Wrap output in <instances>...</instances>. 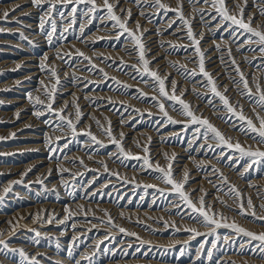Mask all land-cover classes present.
Listing matches in <instances>:
<instances>
[{
  "label": "rangeland",
  "instance_id": "1",
  "mask_svg": "<svg viewBox=\"0 0 264 264\" xmlns=\"http://www.w3.org/2000/svg\"><path fill=\"white\" fill-rule=\"evenodd\" d=\"M26 1H27V3L25 2V0H0V64H1L0 65V113H1L0 114L1 115L0 120L2 119L1 120L2 122L0 121V170H1L0 171V196L3 197V199L0 200V219H1L0 220V239L2 237V240L4 241V243L8 245V247L5 248L4 244H0V251H1L0 252V264L1 263L6 264V262H7V264H71V263L72 264H75V263H77V264H81V263L82 264H102L104 262H105L104 264H108V263H110L109 261L113 262L110 264H114L115 261H116V263L118 262V264H119V262L124 264L127 261H132L133 259L138 260L140 257H141V260L139 259L140 263H137V264H142L144 262H146V264H157V263L159 264L160 262H161L160 264H166V263L167 264H169V263L170 264H178V263L179 264H214V263L215 264H264V260L260 259V256L264 255V253H261L260 250L258 248H256L257 242L253 241L251 243H248V241H247V240H249L248 237L237 234L230 228H223L222 227V228L215 229L214 227H204L200 223H197L195 220H193L191 217H193L197 214L192 213L191 209H188L187 205H185L183 202H180V200L178 199L177 195L174 192H169L170 190L167 191V189H170L171 186L165 185L160 180L156 179L155 177L158 176L159 173H157L153 170L157 164L160 167L167 169L169 163H171L172 171H173V174H174L177 181L183 180V177H184L183 175L186 171L189 174V179H188V182L185 184V191H187V193L190 194V197L194 203L198 202V200L201 198V196H203L204 200L207 201V202H205V204L207 206H210L212 208V210L215 211L217 214L222 213L223 216L226 217V221H224V222L229 223V224L235 222L237 225L245 228L246 230L259 233V232L264 231V227H261V225L264 224V221L254 220L250 215H248V216L239 215L238 214L239 213L238 202H237L236 198L231 193H228L227 188H229L230 184L232 186L234 185L235 187L237 186L238 188L237 187L236 188L241 193V197L245 203V206L247 204V199L251 198L253 201V204L256 206L257 214L258 215L264 214L261 212V209H260V205L264 204V196H263L264 190H262V188L264 189V186H263L264 183L262 184V187H256V191H255V188L250 187L252 180H257V179L261 180L262 179L261 181H263V178H264V175H263L264 174V162L253 164L251 166V168H247V165H249L251 163L249 158H247V157L241 158L239 152L235 151L234 149H229L228 147H226L224 145H220L217 141H214L212 139L205 141V139L203 137L204 129L202 127H200L199 125L191 124L188 118H186L185 116L180 114V112L178 111L181 108L179 103H177L175 101L167 100L164 98H160L165 105V110L168 112V115L171 116L172 119L178 121V123H176V124H171V123L167 122V118L164 117L163 114L159 111V108L156 105V101H153L151 99L153 96H157V97L159 96L157 83L155 81H153L147 75L143 74L142 65L139 62V56L137 55L138 54L137 50H136L134 44H132L133 47H131V43H133L131 41V38L128 37L127 33L120 35L121 30L112 26L113 21H111L107 18V10L102 7L103 0H97V4L100 6V8L95 13H88L87 8L84 4H80L79 6H77V12L75 13V23L74 24L71 23L73 16L70 13V8L73 5L70 3L68 8H63L62 6L57 5L56 11L52 14V18L55 19L56 24H57V30L52 36L51 44L49 43L48 38H47V34H46L48 31L51 30L50 23H46L45 24V31L41 32L40 21H39L41 19V17L43 16V14H41V13H44L47 10V3H45L43 5V8L38 9L36 6L33 5L32 0H26ZM134 1L135 0H123V1L122 0H109V2L111 4H113L115 2L113 4L115 14L117 16H120L123 20L126 19L128 28L131 31L135 32L137 36H140L142 33L141 31L146 29L145 31H143V33L141 35L143 37L142 43L144 44L145 49L148 50V51L146 50L147 52H145L146 59H149V61H150L149 66L153 65L154 67H156V68H154V67L152 68V66H151L150 68L152 71L154 69V71L159 72V74L161 73L160 74L161 77H167L165 84H166V89L169 91V93L171 94V87H172L171 82L175 81V83H177V87H178L177 88L178 90H176V94L178 96H181V98L186 103H189L191 105L193 112L198 117L202 116L204 118H207L226 137L231 138V142L233 144H235L238 141L245 148H248L249 146H251L253 149H256L259 147V148H261V150H264V147H262L261 145L255 143L252 139H250L249 135L247 133H242V132L238 131V128H239L241 122L236 117L231 116V114L227 113L223 109V105L219 101L218 97H213V95H211L212 93H210L211 92L210 87L206 86L207 82H206L205 78L198 71L199 70V67H198L199 57L194 55L195 46L192 44V41L189 40L188 36L186 35L187 31H188L187 30L188 27H186L184 25V23L179 18L178 14L174 11H168L167 13H165L164 10L162 11V9H159L158 7L155 8V6H153L155 3V0L154 1H152V0H149V1L148 0H136L135 2ZM181 1H182L181 3L183 4V8H182L183 16H186L184 18L186 20H188V22H191L189 25L192 28L194 36H196L195 38L201 40L199 47L202 50V52L204 53V56L206 58L205 61L207 60L206 62H208V63L205 62V70L207 69L206 71H209V73L210 72L212 73L213 79L215 78L214 80L217 82L218 90L221 93L225 94L234 106L237 104L242 106L245 115H247V116L251 117L253 120H255V115H254L253 110H252L251 102L249 101V99L246 96H241L239 94L241 91H243V85H241L240 88L238 89L232 82L233 80H239V76L237 75L236 71L234 70L236 65H233L231 61L233 59L235 60V62H236L235 64H237V66H239L241 72L244 74V76L246 77V79L249 82V87L252 89L253 93H255L257 82L260 83L262 87H264V55H262L260 53L259 47L256 44L248 43V40L250 38V34L244 32V30H242V29H239L238 26L231 25L230 22H223L221 20V18L218 16L216 11L211 7L212 0H208V3H205V4H204V0H199V2H197V0H181ZM186 1H188V2H186ZM185 2H186V4H185ZM137 3H138V5H136ZM162 3L170 6L172 9H175V8H177L178 0H162ZM247 3L245 4V0H225V6L227 7V9L229 10V13L231 15H235L239 18L240 9L237 7V5H240L244 9L243 16H244L245 21L247 22L248 18L251 17L252 18L251 27H253L254 29H257V30H264V25H263L264 24V16H262L260 14V11H258L260 8H264V5H263L264 2H262V0H247ZM255 3H256V6H255ZM192 4H193V6H192L193 8L190 7ZM120 5H121V7H119ZM132 5H135V6L131 7ZM198 5L199 6L201 5V7H198ZM206 6H208V8ZM209 7L211 8V10L209 9ZM29 9H30V11H29ZM124 9H126V10H124ZM128 9L132 12L130 19L127 16V10ZM134 9H136V10H134ZM153 9L157 10V13H155L156 11ZM189 9H190V11H189ZM208 9L210 10L209 12H208ZM251 9H253V10L251 11ZM24 11H26V12H24ZM149 11H152V12L149 13ZM199 11H200V13H199ZM5 12L8 13L7 18H5L3 15ZM61 12H63V14H64L63 18H61L60 14H59ZM137 12H139V13H137ZM248 12H250V13H248ZM253 12L256 14H254ZM204 13H206V14H204ZM258 13H259V15H258ZM66 16H67V18H66ZM140 16H142V17H140ZM168 16L171 18L168 19L167 18ZM90 17H91V20L89 19ZM153 17H155L156 20ZM173 17H175V18L173 19ZM190 17H191V19H190ZM37 18H38V20H37ZM135 18H136V20H135ZM144 18H145V20H144ZM209 18L211 20L207 21ZM60 19H62V20L60 21ZM205 19H207V20H205ZM204 21H205V23H204ZM28 23H29V25H28ZM137 23L140 26L139 31L136 30ZM161 24H164V26L166 24L167 26L164 27ZM157 25H158V27H157ZM178 26H179V29L181 28L180 31H177ZM36 27H38V28H36ZM216 27H217V29H216ZM64 29H67V31H65ZM157 29H158V31H157ZM173 29H174V31H173ZM194 29L196 30L197 33L195 32ZM152 30H154V31H152ZM86 31H87V33H85ZM91 32L92 33L95 32V33L92 34ZM96 32L97 33L99 32L101 34H99V33L97 34ZM198 33H199V36L201 35V37L197 36ZM33 34L35 35L34 37H32ZM87 34L88 35L91 34V35H89L91 38H89L87 36ZM112 34L115 36H112ZM154 35L155 36L157 35L160 37L157 38V36L155 37ZM164 35H166V36L164 37ZM61 36H63L65 39L63 38L61 40L60 39ZM84 36H87V37L84 38ZM97 36L99 37L98 40H97V38H98ZM146 36H149L150 38L149 37L147 38ZM161 36H163L164 39H162L163 37L161 38ZM174 37H176V38H174ZM237 37H238V39H237ZM93 38H95V39H93ZM211 38H212V41H209V39L211 40ZM215 38L217 41L213 40ZM43 39H44V41H42ZM75 39H76V43L74 42ZM86 39H88L90 41H88ZM157 39H158V41H157ZM174 39H175V42H177V43H173ZM252 39H255V38L252 37ZM161 40H162V43L160 42ZM163 40L165 42H163ZM69 41L72 44H75L77 46H75V45L73 46ZM232 41H233V43H232ZM90 42L93 43L92 47H91ZM209 42H211L212 44ZM214 42H216V43H214ZM67 43L69 44L68 46H67ZM80 43L82 46H80ZM156 43H159V44H156ZM180 43H181V45L185 44V47H184V45L181 46ZM168 44H170V45L168 46ZM171 44H172V47H171ZM173 44H177V45H173ZM189 44L191 46H189ZM205 44H206V46H205ZM208 44H209V46H208ZM151 45H152V47H151ZM153 45H154V47H153ZM217 46L219 47V51H217ZM56 47L57 48L60 47V48L57 49ZM81 47H82V49H81ZM148 47H150V48H148ZM54 48H56L58 51H56ZM61 48L66 49V52L64 50H62ZM154 48H155V50H154ZM97 49H98V51H96ZM116 49H119V50H116ZM229 49L231 50V55H232L231 57H229V54H228ZM253 49H255V51H253ZM61 50L63 51L64 54L62 53ZM77 50H79V52H84V55L86 54L87 57H89V58L91 57L90 58L91 63L94 62L93 64L96 66L93 68L92 64L89 63L88 60H85L83 56H80L76 53ZM105 50L107 51V53ZM150 50H152V51H150ZM47 51L49 54L47 53ZM115 51L118 52V54ZM128 51H130V52H128ZM131 51H133V53H131ZM158 51H159V53H158ZM212 51H214V54L212 53ZM43 52H45V53H43ZM68 52H70V53H68ZM71 52H73V53H71ZM154 52H156V53H154ZM187 52L189 53L188 55H191V56H188ZM210 52L212 53L211 55L209 54ZM219 52H221V54ZM58 53H59L60 57H62V58H57ZM112 53L114 55H112ZM126 53L129 54L130 56L129 55L127 56ZM239 53H240V56L238 55ZM44 54L48 57L49 62H48V60L45 61L43 59L45 57ZM53 54L56 55V57L54 56V58H53ZM94 54H96L95 57L92 56ZM100 54H102V55L104 54L105 56H102ZM154 54L156 57L154 56ZM164 54H167L168 58ZM168 54H170L171 56ZM184 54L187 56H185ZM207 54H209V55H207ZM257 54H259V56ZM50 55H52L51 57L54 60L51 61L52 58L50 57ZM61 55H63V56H61ZM107 55L109 58L111 56H113V57H111L109 59L107 57ZM175 55H177L178 57L175 58L176 57ZM116 56L117 57L120 56L119 57L120 59L117 58ZM149 56H150V58H149ZM28 57H29V59H28ZM38 57H39V59H38ZM152 57H154V58L152 59ZM215 57H218V58L216 59ZM219 57H221V58H219ZM23 58H24V60H30V61H26V63L24 62V64L21 65L18 61L20 59H23ZM162 58H163V60H162ZM101 59H103V60H101ZM116 59H118V60H116ZM127 59H130V60L127 61ZM150 59H152V60H150ZM172 59L174 62L172 61ZM227 59H229V61ZM120 60H123L125 64L123 63V65H122ZM154 60L159 64V66H157L158 64ZM157 60L161 61V62H158ZM177 60H178V63L181 62V65L183 64L182 66H184V65L186 66L188 72L191 73L193 71L194 72L197 71V72H195L196 75L192 76L188 72L185 73L184 75L181 74V73H184V68H182L180 64H178V65L175 64V62H177ZM193 60L195 62H193ZM64 61H66V62H64ZM133 61L135 62V64L133 63ZM184 61L186 62V64ZM74 62H75V64H74ZM152 62H153V64H152ZM163 62L165 65L163 64ZM216 62H219L217 64L218 65L220 64V66H221L220 70L218 68V70L220 71V72L218 71V75H215L214 71H211V69L209 70L210 66H212L214 64H215L214 66H218L216 64ZM42 63L46 64V66L48 65L47 66L48 68L49 67L52 68L53 66L55 67V69L57 68V73H58V76H60L59 79H60V83L62 85L59 83V85L56 86L59 91L57 90L56 93L54 94L55 100H54L53 106H54V109H56L57 111L62 109V107L64 106V108H63L64 111L62 114L65 116L66 119L71 118L73 120V122L76 124L77 133L75 135L72 133V131L70 129L67 128L66 124H62V122L59 120V118L55 117L56 115L54 112L50 114V112L44 111L45 114L43 113L39 118L36 115H34L35 109L37 111V110H41V108H42L41 105L35 103V98L40 97L42 100L46 101V98L44 95V86H47L49 89H51L52 85L55 84V80L50 76V74L46 71H42L41 68H39L40 67L39 65ZM61 63H63V64H61ZM76 63H77V65H76ZM83 63H85V64L87 63L86 64L87 67ZM25 64L31 65L34 69L33 71L36 70L38 72V74L36 75L35 78H32L33 79L32 81H29V80H31V77H30L27 80L25 79L22 83L16 84L17 78L23 77V76H25L24 74H27L29 72V71H27V69H25L23 67ZM127 64H129V65H127ZM59 65H61V66H59ZM62 65H63V67H62ZM71 65H73V66H71ZM97 65H99L100 67L98 66V68H97ZM109 65H111V66H109ZM133 65L141 68V72L137 73L133 69V67H132ZM162 65H164L165 67L167 66L168 69L165 68L164 66L162 67ZM160 66H161V68L159 69ZM129 67H130V69H129ZM192 67H194V68H192ZM3 68H5V69H3ZM8 68H10V69L8 70ZM60 68H61V70H60ZM73 69H75V70H73ZM86 69H88V70H86ZM100 69H103L104 72L107 73V75H108L107 79L104 78L103 73L99 72ZM110 69H112V70L114 69L115 72L112 70L110 71ZM176 69H178V70H176ZM132 70H134V71H132ZM79 71H81V73ZM163 71H165L164 73L167 72V74H163ZM173 72L175 75L173 74ZM74 73H76V74H74ZM83 73H84V76L86 78L83 76ZM60 74L61 75L63 74L62 77ZM69 74H70V76H69ZM91 74H92V76H91ZM231 74L235 75V77ZM38 75H41V77ZM86 75H88L89 77L87 78ZM93 75H95V76H93ZM43 76H44V78H43ZM113 76H115L116 80L119 79L118 81L121 82L120 86L117 85L115 82H113V80L111 79ZM177 76H178V78H176ZM221 76H222V78H221ZM71 77H74V78H71ZM39 78L41 80H37ZM93 78H95V79H93ZM96 78H98V79H96ZM172 78H173V80H172ZM90 79H93V80L89 82ZM199 79H200V81L197 82V80H199ZM70 80H72V81H70ZM99 80H101V81H99ZM194 80H196V82ZM76 81H78V82H76ZM135 81L138 83H136ZM144 81H148V83H144ZM139 82H140V84H139ZM24 84H27V85H24ZM113 84H114V86H113ZM126 84H127V86L129 85V87H127L128 89L122 87V85H126ZM63 85H65L64 86L65 88L63 87ZM131 85H133V86H131ZM73 86H74V88H73ZM192 86H194V87L196 86V87L194 88ZM199 86H200V88H202L203 92L201 91L200 88H198ZM67 87L69 89H66ZM138 87H139V89H140V87L143 89H140V91H139V89H137ZM225 87L228 89V91L226 93L224 92ZM24 88H26V89H24ZM63 88L66 90H64ZM180 88H182V89H180ZM190 88H191V90H190L191 92L188 91ZM179 89H180V91L183 89L185 91L184 90H183L184 92L181 91V93H182L181 94V93H179L180 92ZM195 89H197V90H195ZM204 89H206L207 91ZM221 89H223V90H221ZM32 90H33V92H32ZM104 90L106 93L104 92ZM204 91H206V95L204 94ZM24 92L26 93V95ZM88 92H90V95H88ZM98 92H99V94H98ZM103 92H104V94H103ZM188 92L191 93V95ZM109 93H111L112 95ZM141 93L146 94L144 99L141 98ZM70 94H72V95H70ZM75 94H76L77 98H76V96H74ZM100 94L102 95V97ZM129 94H131V95H129ZM92 95L94 97H92ZM107 95H108V97H107ZM121 95H123V96H121ZM185 95H187V96H185ZM109 96H111V97H109ZM23 97H24V99H23ZM29 97H32V99L30 100ZM70 97H71V100H70ZM82 97L84 98V100H82L83 99ZM198 97H200V98H198ZM212 97H213V99H212ZM72 98L74 100H72ZM106 98H109V99H106ZM114 98L117 100H115ZM126 98H128V100ZM135 98H136V100H135ZM193 98H195L196 100L194 99L195 100L194 101ZM10 99H11V101H10ZM13 99L17 100V101L13 102L12 101ZM21 99H23V100H21ZM122 99H123V101H122ZM200 99L201 100L203 99V100L201 101ZM75 100H77V101H75ZM78 100L83 101L85 104L81 101L79 102ZM110 100L112 101V103ZM209 100H211L212 103H208ZM205 101H206V103H205ZM24 102H26V103H24ZM122 102H123V104H122ZM57 103H58V105H57ZM203 103H204V105H203ZM214 103H216V104H214ZM25 104H27V105H25ZM61 104L62 105L64 104V105L62 106ZM74 104H78L79 109H81V111H80L81 112V118L78 122L76 121V117H75ZM97 104H99L100 107L97 106ZM200 104H202V105H200ZM65 105H67V107H65ZM85 105L87 106V108ZM136 105H137V107H135ZM20 106H21V108L23 107L22 108L23 111L21 110V108H19ZM109 107H111V108H109ZM131 107H133V108H131ZM92 108H94V109L92 110ZM114 108L117 111L116 110L113 111ZM174 108L176 110H174ZM205 108L206 109L208 108V110L206 111ZM198 109L200 111H198ZM213 109L217 112H213L214 111ZM66 110H68V111H66ZM137 110H139V111H137ZM218 110L220 111V114H218V112H219ZM7 111H8V114H7ZM85 113H86V115H85ZM91 113H93V114H91ZM95 113H97V114H95ZM149 113H151L152 115L149 116ZM131 114H133V115H131ZM261 114L264 115V113H261ZM12 115H14L15 117L14 116L12 117ZM50 115H51V117H50ZM110 115H112V116H110ZM121 115L125 116V118L122 117ZM86 116L88 117V119L86 118ZM128 116L130 118H128ZM3 117L6 118V120ZM34 117H37L38 119L34 118ZM11 119H13V120H11ZM31 119H32V121H31ZM84 120L87 123H85ZM97 121H99V126L97 124ZM109 122L111 124L110 125L111 132L113 133L112 136L122 145V147L125 149V151L130 153L132 156H138V157L147 156L152 163L151 168H149L143 164V159H140V160L131 159V158H127V157L120 154L119 149L117 148V146L115 144H113L111 142V139L108 137V135L106 133V129H108V127H109ZM126 122H128V123H126ZM35 123H37V124H35ZM42 123H43V126L40 125ZM46 123H48V124H46ZM156 124H157L158 128H157ZM57 125H60L61 127L57 128ZM119 125H121V126H119ZM135 125L138 127V129ZM162 125H163V127H160ZM31 127L34 129H32ZM124 127L126 129H124ZM128 127H130V128H128ZM143 127H145V128L142 130ZM155 129H158V130H155ZM176 129L178 131L176 133L173 132L174 134L171 135V132L176 131ZM48 130H50L51 132ZM128 130H129V132H128ZM140 130L143 132H141ZM37 131H38V133H37ZM52 131H53V133H52ZM120 131L123 134L126 131V133L123 135L122 138H119V137H121ZM164 131H165V133H164ZM87 132H90L92 136H95L97 138V140L100 141V143L98 144L95 141H93L91 139V136L85 135V133H87ZM134 132L135 133L137 132L138 134L137 133L135 134ZM144 132H147V133H144ZM133 133H134V135H133ZM148 133H150L151 135L150 134L147 135ZM169 133H170V135H169ZM24 135L25 136L28 135V136H26V138H25ZM33 135L39 137L40 141H39L38 147L29 146V145H32V143H33V142H30L32 140ZM47 135H49L48 138L50 140L46 137ZM128 135L130 136V138ZM57 136L60 137L59 140H57ZM156 139H158L160 142H156ZM203 141H205V142H203ZM107 142H109V143H107ZM129 142H130V144H129ZM145 142L146 143L149 142V143H147V145H145ZM45 143L46 144L49 143V144L46 146ZM159 143H160V145H159ZM200 143L203 144V146L202 145L200 146ZM209 143H210V145H209ZM153 144H155V146H153ZM198 145L200 146V148ZM26 147L29 149L31 148V149L29 150ZM51 147H52V149H54V151L51 149ZM145 147L148 149L147 153H145L143 151V149ZM181 148H182V150H181ZM183 148H184V150H183ZM206 148H208L207 152H209V153L204 151V150H206ZM23 149H24V151H22ZM198 149H199V152L197 151ZM40 150L43 152H41ZM17 151H19V152H17ZM72 151L76 155L72 154L73 153ZM172 151L173 152L176 151L175 152L176 154L173 153ZM211 151H213V152H211ZM215 151H217V152H215ZM109 152L114 153V154L110 155ZM185 152H186V154H185ZM220 152H222L221 153L222 155H218V154H220ZM230 152H231L232 156L229 154ZM51 153H52V155H51ZM159 153H161V155ZM33 154H34V156H33ZM48 154H49V156H48ZM62 154H64V155H62ZM86 154H88L87 157H89L90 159L86 157ZM91 154H94V155H91ZM107 154H109L110 156H108ZM156 154H158V155H156ZM165 154H167V158L165 157ZM98 156H99V158H98ZM106 156H108V157H106ZM192 156L194 158L196 156V158L193 160ZM215 156H219V157L216 159ZM105 157H106V159H105ZM109 157H111V158H109ZM228 157L229 158L231 157L230 161L228 162L229 167L225 168L224 165H225L226 161L229 160ZM40 158L41 159L45 158L44 159L45 163H46L45 173H47V175H49L46 179L43 178L44 180L40 179L36 175H37V170L42 168V167H45V165H43V166H31V165H29L28 167H26L27 171L24 172L23 174L20 173V171L15 172V173H9L10 171H9V169H7L10 166H16V165L20 166L23 164H29V162L34 161L36 159H40ZM52 158H54V159H52ZM92 158H94V159H92ZM199 159H203V160L206 159L205 162L206 163L209 162V165H212L210 163L213 162V165H214V166L212 165L213 168L214 167H220V168L224 167L222 169H231L233 166V169H231L233 171H226L225 170V171H223V173L221 172V174L224 177L229 175V177H226L228 179L227 180L228 185L221 181L220 182L221 186L219 184L217 187L212 188L213 189L212 190L208 184L203 183V184H201L202 186L196 185V187L192 188V190H191V186L193 185L192 182H195V181L199 182V180H201L200 178H202L203 173L205 174V171L202 170L203 166L202 167L197 166V170L199 171L198 173L201 176L198 174V176L196 177L197 180L190 182V177H191L190 173L193 170V168L191 170V167L196 165V163H197L196 160H199ZM185 160H186V162H185ZM208 160H210V161H208ZM53 161H55V162H53ZM47 162H48V164H47ZM81 162H83V163H81ZM189 162L193 163V166ZM51 165H52V167H51ZM58 165L60 166L61 169L58 168ZM180 165H182V166H180ZM185 165H187L186 170L184 169ZM216 165H218V166H216ZM30 166L32 169L30 168ZM63 166H65V167H63ZM105 166H106V168H105ZM1 167H3V169H1ZM47 167H48V169H47ZM97 167H99V168H97ZM182 167H183V169H182ZM57 168H58V170H57ZM64 168H66L67 171H62V169H64ZM246 168H247V170H246ZM4 169H5V171H4ZM59 170H61V171H59ZM135 170H136V173H135ZM182 170H183V172H182ZM236 171H238V173ZM76 172H78V173H76ZM231 174L235 175L236 177L231 176ZM19 175L22 176V179ZM63 175L65 178H62ZM34 176H35V178H33ZM69 176H70V178H69ZM91 176H93V178ZM220 176L221 175H219V179H220ZM59 177L64 179L65 182ZM67 177H68V179H67ZM72 177H74V178H72ZM260 177H262V178H260ZM29 178L31 179V181H29L30 180ZM142 178H144V179H142ZM11 179L14 181H10ZM56 179L59 180V182ZM70 179H72V180H70ZM109 180L113 181V182H110ZM230 180H232V182ZM249 180H251V181H249ZM35 181H37V182H35ZM38 181H43V182L40 183ZM107 181L109 182V184ZM114 181H115V183H114ZM235 181H236V183H233ZM246 181L247 182L249 181L250 183H247ZM103 182H104V184H101ZM106 182L108 185L106 184ZM57 183H60V184H57ZM246 183L249 185H247ZM76 184H77V186H76ZM149 184L155 185L156 188L163 189V190H165V192H163V194H161L160 192L156 191V188H145V186L149 185ZM52 185H54V186H52ZM103 185H105V186L103 187ZM9 186H11V191L5 195L3 188H5V187L7 188ZM41 186H42V188H41ZM56 186H57V188H56ZM120 186H122V187H120ZM130 186H132V187H130ZM222 186H225V187H222ZM48 187H49V189H48ZM221 187L224 190L223 193L221 191L220 192L218 191V188H221ZM187 188L188 189L190 188V190H188ZM199 188L201 191L199 190ZM201 188H203V189H201ZM206 188H207V190H206ZM114 189H115V191H114ZM252 189H254V191ZM109 190H111V192ZM202 191H205V192H202ZM252 191L254 193H252ZM88 192H89V194H88ZM200 192L203 194H201ZM209 192L212 195L209 194ZM213 192H216V193L214 194ZM225 192L228 194L226 195ZM205 193L207 195H205ZM156 194H158V195H156ZM254 194L256 195V197ZM251 196H253V198ZM262 196H263V198H261ZM84 197H87V198H84ZM209 197L211 198V200H208ZM81 198L84 199V201L80 200ZM169 200H171V201H169ZM254 200H256V201H254ZM76 201H78V202H76ZM220 201H224V203L222 204V203H220ZM81 203H82V206L84 205L83 207H80ZM176 203L177 204L180 203V206H179V204L177 205ZM214 203H216V204H214ZM37 204H39V205H37ZM51 204H54V205H51ZM69 204H70V206H69ZM171 204H173L172 208H171ZM44 205H47V206H44ZM60 205H62V206L59 207ZM86 205H87V207H86ZM93 205H96V206H93ZM103 205H104V207H103ZM174 205H175V207H174ZM29 206H32V208ZM54 206H55V208H54ZM72 206L74 208L73 209L74 213L72 210ZM76 206H79V207H76ZM70 207H71V209H70ZM110 207H111V209H110ZM197 207H199L198 203H197ZM27 208H31V212L29 214V217L26 219L27 221H29V226L27 224L23 223V221L21 219L22 215H20L21 213L17 214L18 212H15V210L19 211V210H23V209H27ZM85 208H87L88 210ZM113 208H115V210ZM116 208L118 210H120V209L121 210L118 212V210ZM186 208H187V210H186ZM59 209L62 211L60 212ZM66 209L68 210V212L66 211ZM104 209L107 212H105ZM122 209L124 212H122ZM133 210H135V212ZM158 210H160V211L158 212ZM164 210L166 213L164 212ZM126 211H128V212H126ZM83 212H84L85 216H84ZM156 212H158L159 214ZM32 213L34 214V216ZM86 213H88V214L86 215ZM106 213H107V215H106ZM108 213H109V215H108ZM77 214H79V215H77ZM89 214H91V215H89ZM18 215H19V217H18ZM124 215H126V216H124ZM133 215H135V216H133ZM157 215H158V217H157ZM51 216H52V220H51V222H49ZM105 216L107 217V219ZM109 216H112L111 219H112V222L115 225V227L108 225L107 221H108ZM67 217H68V219H67ZM91 218H92V220H91ZM168 218H170V219H168ZM171 218H173V219H171ZM30 219H31V221H30ZM132 219H133V221H132ZM217 219H219V215H217ZM19 220H21L22 222ZM32 221H33V223H32ZM47 222H48V224H47ZM90 222L92 224H90ZM37 223H38V225H37ZM39 223L43 224V225L41 226ZM73 224H75V225L77 224V225L75 226ZM154 224H157V225H154ZM101 225H104V226H101ZM15 226H18L19 228L15 227ZM57 226H59V227H57ZM71 226H72V228H71ZM98 226L99 227L101 226V227L99 228ZM153 226H155L156 229ZM157 226H158V228H157ZM86 227H88V228H86ZM121 227H123L124 229L126 228L125 229L126 232H119V229ZM159 227H161L162 229ZM33 228L35 230H33ZM186 228H188V229L195 228L196 231H198V232L200 231L199 233H201L202 235H195L194 233H192L190 231H185ZM71 229H72V231H71ZM159 229H161V230H159ZM37 231L40 233L39 237L36 236ZM85 231H86V233H85ZM104 231H105V233H104ZM130 231L132 233L136 234L135 238L132 235L129 236L130 234H128V233H131ZM10 232H11V234H10ZM18 232H21L22 235L24 234V237H21L18 239L16 237V236L20 235ZM23 232H25V233H23ZM59 232H61V234ZM71 232H72V234H71ZM77 232H80L81 234H79V235L73 234V233H77ZM82 232H83V234H82ZM5 233L8 235L6 236ZM49 233H51V234H49ZM209 233H211V234H209ZM112 234H113V236H112ZM192 234L194 235V237ZM103 235H106V237ZM125 235H127V236H125ZM77 236H78L79 240H78ZM99 236H100V238H101V236H102V238L105 237L106 238V239L104 238L105 241H100V239H98ZM228 236L231 238H229ZM54 237H55V239H54ZM164 237H166V238H164ZM173 237H175V238H173ZM217 237H219V240H217ZM224 237H228V243H227L228 245L224 242ZM97 239H98V241H96L97 242L96 243L95 240H97ZM138 239L139 240L141 239V240L139 241ZM148 239H150V240H148ZM169 239H171V240H169ZM55 240H57V241H55ZM125 240H129V241L132 240L135 243H137V242L140 243L143 240L145 242H143L141 245L133 244L135 247H130V248L124 250L122 247H125V246L121 247V245H122V241L124 242ZM174 240H176V241H174ZM186 240H187V242H186ZM58 241H60V242H58ZM109 241H111V242H109ZM244 242H245V244H244ZM21 243H22V245H21ZM72 243H74L75 245ZM164 243H166V244L168 243V244L166 245ZM18 244L21 247V249L18 246ZM70 244H72L73 246ZM158 244H159V246H158ZM213 244L216 245L215 248L213 247ZM24 245H26V246L23 247ZM240 245H243L244 247L241 249ZM156 246H158V248ZM226 247H227V249H226ZM83 248H85V249L89 248V250H85ZM19 249L24 253L26 252L24 254V256L20 255ZM33 251H35V252H33ZM37 251H38V253H37ZM88 251H89V253H85ZM110 251H111V253H110ZM209 252L212 253L211 259H209V257H208ZM42 253H44V254H42ZM31 255H33V256H31ZM79 255L81 257H79ZM143 255H145V256H143ZM29 257H30V259H29ZM85 257H87V258H85ZM129 258H130V260H129ZM224 260H226V262ZM150 261H151V263H150Z\"/></svg>",
  "mask_w": 264,
  "mask_h": 264
},
{
  "label": "snow or ice",
  "instance_id": "2",
  "mask_svg": "<svg viewBox=\"0 0 264 264\" xmlns=\"http://www.w3.org/2000/svg\"><path fill=\"white\" fill-rule=\"evenodd\" d=\"M33 5L37 8H43V5L47 3V10L44 12L43 16L40 19V30L41 32L45 31V24L50 23L51 30L48 31L47 38L49 43L52 42V36L57 30V24L55 19L52 18V14L56 11L57 5L62 6L63 8H68L69 4L71 3L73 6L70 8V13L72 14L73 18L71 20V23H75V13L77 12V6L80 4H84L87 8L88 13H95L98 11L100 6L97 4V0H32ZM199 2V0H197ZM264 2V0H262ZM204 3H208V0H204ZM247 3V0H245V4ZM155 7H158L159 9L164 10L165 13L168 11H174L178 14L181 21L184 23L185 26L188 27L187 36L189 40L192 41V44L195 46V55L199 57L198 67L200 74L203 75L205 78L207 84L206 86L210 87V91L213 95V97H218L219 101L223 105V109L231 114V116L236 117L241 123L238 128V131L242 133H247L249 135V138L252 139L255 143L261 145L264 147V115L261 113H264V87L261 86L260 83H256V91L253 93L252 89L249 87V82L244 76V74L241 72L239 66H235L234 70L236 71L237 75L239 76V80H233V84L239 89L241 85H243V91H241L239 94L241 96H246L249 101L252 104V110L255 115V120H253L251 117L245 115L243 111V107L239 104L233 105L229 98L221 93L218 90L217 82L213 79V76L211 73L205 70V56L204 53L201 51L199 44L200 40L196 39L194 36V33L189 25L188 20H186L183 16V5L181 3V0H178L177 8L172 9L170 6L162 3V0H155L154 5ZM102 7L107 10V18L111 21H113V27L120 29V35H123L124 33L128 34V37L131 38V41L133 42L139 56V62L142 65L143 74L150 77L153 81H155L158 85V93L159 96H153L151 99L153 101H156V105L159 108V111L163 114L164 117L167 118V122L171 124H176L178 121L172 119L171 116L168 115V112L165 110V105L162 102L160 98H164L167 100L175 101L180 104L181 108L178 110L181 115L185 116L189 119L191 124L199 125L204 129L203 137L205 141L212 139L214 141H217L220 145H224L228 147L229 149H234L235 151L240 153L241 158L247 157L250 159L251 163L247 165V168H251L253 164H257L260 162H264V150H261V148L253 149L251 146L248 148L243 147L238 141L233 144L231 142V138L226 137L219 129H217L207 118L204 117H198L192 110L191 105L189 103H186L181 96H178L176 94L177 85L175 81H172V87H171V94L166 89L165 81L167 77H161L157 71H152L149 64L150 61L146 59L145 56V47L142 43V36H137L135 32L131 31L127 26V21L123 20L120 16H117L114 12V5L109 2V0H103ZM211 7L216 11L218 16L221 18L223 22H230L231 25L238 26L239 29L244 30V32L250 34V38L248 40V43L256 44L259 47V51L262 55H264V30H257L251 27V21L252 18L249 17L248 21L246 22L243 16L244 9L240 5H237V7L240 9V15L239 18L235 15H231L229 13V10L225 6V0H212ZM260 14L264 16V8L259 9ZM61 18H63V12L59 13ZM4 17H8V13L5 12ZM127 16L130 19L131 18V11L128 10ZM91 20V17L89 18ZM140 26L137 24L136 30L139 31ZM67 31V29H65ZM254 37L255 39H252ZM23 38V37H22ZM64 37L61 36V39ZM217 51H219V47L217 46ZM255 51V49H253ZM77 54L80 56H83L85 60H89L90 58L85 56L83 52H79L77 50ZM229 56L231 57V50L229 49L228 52ZM57 58H62L58 54ZM48 57L45 56L44 60L47 61ZM232 64L235 65V60L233 59ZM121 63L123 64V60H121ZM111 66V65H109ZM41 70L46 71L50 74V76L55 80V84L52 85L51 89H49L47 86H44V95L46 98L45 100L40 99V97L35 98V103L42 106L41 110H38L35 112V115L39 118L44 111L55 113V115L59 118V120L62 122V124H66L67 128L72 131V133L75 135L77 133L76 124L73 122L71 118L66 119L65 116L62 114L64 109H60L57 111L53 108V103L55 100L54 94L57 91V85L60 83V79L58 76V73L55 68H48L44 63L41 64ZM94 68L95 65H92ZM133 69L137 72H141V68L133 65ZM184 68L185 74L188 72L186 66H181ZM101 73H103L104 77L107 79V73L104 72L103 69L99 70ZM192 76H195L196 73L193 71L190 73ZM117 85H120L121 82L116 80L115 77L111 78ZM144 83H148V81H144ZM122 87L127 88V85H122ZM228 89L225 87L224 92L226 93ZM146 94L141 93V98H144ZM30 100L32 97H29ZM200 98V97H198ZM208 103H212L211 100L208 101ZM67 107V105H65ZM75 107V117L76 121L78 122L81 118V112L79 109L78 104H74ZM258 109V110H257ZM174 110H176L174 108ZM138 111V110H137ZM152 114L149 113V116ZM97 124L99 126V121H97ZM60 125H57V128H60ZM199 130V129H198ZM106 133L108 137L111 139V142L117 146L119 149V152L121 155L131 158V159H143V164L147 167L151 168L152 163L150 159L147 156L144 157H138V156H132L130 153L126 152L125 149L122 147V145L112 136L110 122L109 127L106 129ZM85 135L91 136V139L95 141L96 143H100L99 140L95 136H92L90 132L85 133ZM121 137H123V133H121ZM60 137H57V140H59ZM54 151V149H52ZM145 153L148 152V149L145 147L143 149ZM165 157L167 158V154H165ZM174 158V157H173ZM83 163V162H81ZM106 168V166H105ZM246 168V170H247ZM155 172L159 173L158 176L155 178L160 180L165 185H170V191L174 192L178 199L182 201L189 209H191L192 213H195L197 215L193 216L192 219L195 220L197 223H200L204 227H214L215 229L218 228H230L235 233L243 235L245 237H248V243H251L253 241L256 243V248L260 250L261 253H264V231L262 232H253L246 230L245 228L237 225L235 222L233 223H226V217L223 216L222 213L217 214L215 211L212 210L210 206H207L205 204V200L203 197H201L198 202L194 203L193 200L190 197V194L185 191V184L188 182L189 174L187 172L184 173L183 180L177 181L173 171H172V165L169 163L167 169L160 167L158 164L153 169ZM62 171H67V169H63ZM217 169H213V172H217ZM220 179L223 183L227 184V178L224 177L222 174L220 176ZM42 183V181H38ZM145 188H156L155 185H146ZM11 191V186L4 189V194L6 195L8 192ZM157 192H160L163 194V189L156 188ZM218 191L223 192L224 190L222 188H218ZM228 193H231L238 202V208H239V215L241 216H248L250 215L254 220H260L264 221V214L258 215L256 212V206L253 204V201L251 198L247 199V204L245 206V203L241 197V193L239 190L235 187L230 185L228 188ZM228 193H225L226 195ZM206 195V193H205ZM3 197L0 196V200H2ZM197 203L199 204V207H197ZM220 203H224V201H220ZM261 212L264 213V204L260 205ZM67 211V210H66ZM107 215V213H106ZM217 215H219V219H217ZM51 222V221H49ZM108 225L115 227V225L112 222L111 217L109 216ZM261 227H264V224L261 225ZM120 232H126V230L121 227L119 229ZM185 231H190L194 233L195 235H202L201 233L197 232L195 228L188 229L186 228ZM130 235L135 236V233H128ZM211 234V233H209ZM40 233L37 232L36 236L39 237ZM138 238V237H137ZM217 240H219V237H217ZM224 242L228 243V237H224ZM143 243V241H141ZM0 244H4V247L7 248L8 245L4 243L2 239H0ZM213 247L215 248L216 245L213 244ZM244 246L241 245V248ZM21 256H24V253L20 252ZM209 259L212 257V253H208ZM87 258V257H85ZM260 259L264 260V255L260 256Z\"/></svg>",
  "mask_w": 264,
  "mask_h": 264
},
{
  "label": "bare ground",
  "instance_id": "3",
  "mask_svg": "<svg viewBox=\"0 0 264 264\" xmlns=\"http://www.w3.org/2000/svg\"><path fill=\"white\" fill-rule=\"evenodd\" d=\"M122 1H123V0H122ZM135 1H136V0H135ZM135 1H134V2H135ZM148 1H149V0H148ZM152 1H154V0H152ZM23 2H24V1H23ZM25 2L27 3L26 0H25ZM112 2H113V1H112ZM115 2H116V1H115ZM115 2H114V3H115ZM128 2H129V1H128ZM181 2H182V1H181ZM183 2H184V1H183ZM186 2H188V1H186ZM186 2H185V4H186ZM114 3H113V4H114ZM118 3H119V2H118ZM142 3H143V2H142ZM201 3H202V2H201ZM256 3H257V2H256ZM256 3H255V6H256ZM116 4H117V3H116ZM121 4H122V3H121ZM204 4H205V3H204ZM247 4H248V3H247ZM122 5H123V4H122ZM136 5H138V3H137ZM182 5H183V4H182ZM253 5H254V4H253ZM258 5H259V4H258ZM263 5H264V4H263ZM133 6H135V5H132L131 7H133ZM185 6H186V5H185ZM192 6H193V4H192L190 7H192ZM202 6H203V5H202ZM208 6H209V5H208ZM208 6H206V7L208 8ZM119 7H121V5H120ZM122 7H123V6H122ZM127 7H128V6H127ZM131 7H130V8H131ZM196 7H197V6H196ZM196 7H195V8H196ZM198 7H201V5H200V6L198 5ZM206 7H205V8H206ZM155 8H156V7H155ZM192 8H193V7H192ZM195 8H194V9H195ZM248 8H249V7H248ZM252 8H253V7H252ZM254 8H255V7H254ZM34 9H35V8H34ZM38 9H39V8H38ZM138 9H139V8H138ZM147 9H148V8H147ZM194 9H193V10H194ZM201 9H202V8H201ZM209 9L211 10L210 7H209ZM209 9H208V12L210 11ZM256 9H257V8H256ZM256 9H255V10H256ZM124 10H126V9H124ZM128 10H129V9H128ZM128 10H127V12H128ZM134 10H136V9H134ZM153 10H155V9H153ZM197 10H198V9H197ZM203 10H204V9H203ZM252 10H253V9H251V11H252ZM29 11H30V9H29ZM33 11H34V10H33ZM121 11H122V10H121ZM137 11H138V10H137ZM147 11H148V10H147ZM155 11H156L155 13H157V10H155ZM162 11H163V10H162ZM189 11H190V9H189ZM249 11H250V10H249ZM251 11H250V12H251ZM258 11H259V10H258ZM24 12H26V11H24ZM150 12H152V11H149V13H150ZM206 12H207V11H206ZM250 12H248V13H250ZM256 12H257V11H256ZM38 13H39V12H38ZM125 13H126V12H125ZM125 13H124V14H125ZM131 13H132V12H131ZM137 13H139V12H137ZM153 13H154V12H153ZM173 13H174V12H173ZM190 13H191V12H190ZM192 13H193V12H192ZM199 13H200V11H199ZM253 13H254V12H253ZM30 14H31V13H30ZM41 14H44V13H41ZM140 14H141V13H140ZM140 14H139V15H140ZM151 14H152V13H151ZM204 14H206V13H204ZM254 14H256V13H254ZM28 15H29V14H28ZM139 15H138V16H139ZM155 15H156V14H155ZM187 15H188V14H187ZM189 15H190V14H189ZM248 15H249V14H248ZM258 15H259V13H258ZM70 16H71V15H70ZM132 16H133V15H132ZM156 16H157V15H156ZM165 16H166V15H165ZM203 16H204V15H203ZM249 16H250V15H249ZM28 17H29V16H28ZM38 17H39V16H38ZM134 17H135V16H134ZM140 17H142V16H140ZM143 17H144V16H143ZM184 17H186V16H184ZM192 17H193V16H192ZM210 17H211V16H210ZM214 17H215V16H214ZM252 17H253V16H252ZM260 17H261V16H260ZM66 18H67V16H66ZM153 18L156 20L155 17H153ZM153 18H152V19H153ZM167 18L169 19V18H171V17L168 16ZM174 18H175V17H173V19H174ZM199 18H200V17H199ZM212 18H213V17H212ZM215 18H216V17H215ZM57 19H58V18H57ZM70 19H71V18H70ZM146 19H147V18H146ZM157 19H158V18H157ZM161 19H162V18H161ZM173 19H172V20H173ZM188 19H189V18H188ZM190 19H191V17H190ZM190 19H189V20H190ZM31 20H32V19H31ZM37 20H38V18H37ZM61 20H62V19H60V21H61ZM125 20H126V19H125ZM127 20H128V19H127ZM135 20H136V18H135ZM144 20H145V18H144ZM205 20H207V19H205ZM209 20H211V19L209 18L207 21H209ZM212 20H213V19H212ZM254 20H255V19H254ZM260 20H261V19H260ZM39 21H40V20H39ZM60 21H59V22H60ZM140 21H141V20H140ZM142 21H143V20H142ZM191 21H192V20H191ZM202 21H203V20H202ZM216 21H217V20H216ZM25 22H26V21H25ZM103 22H104V21H103ZM131 22H132V21H131ZM144 22H145V21H144ZM164 22H165V21H164ZM167 22H168V21H167ZM196 22H197V21H196ZM217 22H218V21H217ZM37 23H38V22H37ZM147 23H148V22H147ZM149 23H150V22H149ZM162 23H163V22H162ZM165 23H166V22H165ZM169 23H170V22H169ZM169 23H168V24H169ZM190 23H191V22H189V24H190ZM194 23H195V22H194ZM204 23H205V21H204ZM34 24H35V23H34ZM135 24H136V23H135ZM137 24H138V23H137ZM158 24H159V23H158ZM201 24H202V23H201ZM23 25H24V24H23ZM28 25H29V23H28ZM28 25H27V26H28ZM152 25H153V24H152ZM161 25L164 26V24H161ZM199 25H200V24H199ZM263 25H264V24H263ZM147 26H148V25H147ZM153 26H154V25H153ZM165 26H167V25L165 24ZM165 26H164V27H165ZM205 26H206V25H205ZM24 27H25V26H24ZM33 27H34V26H33ZM38 27H39V26H38ZM38 27H36V28H38ZM148 27H149V26H148ZM148 27H147V28H148ZM155 27H156V26H155ZM157 27H158V25H157ZM184 27H185V26H184ZM186 27H187V26H186ZM212 27H213V26H212ZM65 28H66V27H65ZM166 28H167V27H166ZM176 28H177V27H176ZM33 29H34V28H33ZM62 29H63V28H62ZM142 29H143V28H142ZM149 29H150V28H149ZM149 29H148V30H149ZM155 29H156V28H155ZM180 29H181V28H180ZM180 29H179V26H178V30H177V31H180ZM184 29H185V28H184ZM191 29H192V28H191ZM207 29H208V28H207ZM216 29H217V27H216ZM35 30H36V29H35ZM64 30H65V29H64ZM145 30H146V29L142 30L141 32L143 33V31H145ZM150 30H151V29H150ZM185 30H186V29H185ZM187 30H188V29H187ZM194 30H195V29H194ZM214 30H215V29H214ZM60 31H61V30H60ZM152 31H154V30H152ZM157 31H158V29H157ZM173 31H174V29H173ZM173 31H172V32H173ZM177 31H176V32H177ZM207 31H208V30H207ZM209 31H210V30H209ZM110 32H111V31H110ZM176 32H175V33H176ZM195 32H196V30H195ZM28 33H29V32H28ZM28 33H27V34H28ZM61 33H62V32H61ZM66 33H67V32H66ZM85 33H87V31H86ZM91 33H92V32H91ZM93 33H95V32H93ZM93 33H92V34H93ZM96 33H97V32H96ZM98 33H99V32H98ZM98 33H97V34H98ZM142 33H141V35H142ZM196 33H197V32H196ZM211 33H212V32H211ZM37 34H38V33H37ZM99 34H101V33H99ZM225 34H226V33H225ZM29 35H30V34H29ZM31 35H32V34H31ZM80 35H81V34H80ZM89 35H91V34H89ZM89 35L87 34V36H88L89 38H91ZM95 35H96V34H95ZM108 35H109V34H108ZM108 35H107V36H108ZM141 35H140V36H141ZM146 35H147V34H146ZM186 35H187V34H186ZM34 36H35V35L33 34L32 37H34ZM39 36H40V35H39ZM87 36H84V38H86ZM112 36H115V35L112 34ZM154 36H155V35H154ZM156 36H157V35H156ZM156 36H155V37H156ZM165 36H166V35H164V37H165ZM169 36H170V35H169ZM171 36H172V35H171ZM182 36H183V35H182ZM184 36H185V35H184ZM197 36H199V33H198ZM30 37H31V36H30ZM97 37H98V36H97ZM109 37H110V36H109ZM146 37L148 38L149 36H146ZM158 37H160V36H157V38H158ZM162 37H163V36H161V38H162ZM164 37H163L162 39H164ZM176 37H177V36H176ZM176 37H174V38H176ZM195 37H196V36H195ZM199 37H201V35H200ZM199 37H198V38H199ZM45 38H46V37H45ZM95 38H96V37H95ZM95 38H93V39H95ZM103 38H104V37H103ZM142 38H143V37H142ZM149 38H150V37H149ZM168 38H169V37H168ZM172 38H173V37H172ZM172 38H171V39H172ZM31 39H32V38H31ZM35 39H36V38H35ZM60 39H61V38H60ZM64 39H65V38H64ZM93 39H92V40H93ZM98 39H99V37L97 38V40H98ZM101 39H102V38H101ZM145 39H146V38H145ZM165 39H166V38H165ZM202 39H203V38H202ZM237 39H238V37H237ZM37 40H38V39H37ZM45 40H46V39H45ZM57 40H58V39H57ZM61 40H62V39H61ZM72 40H73V39H72ZM86 40H88V39H86ZM147 40H148V39H147ZM159 40H160V39H159ZM167 40H168V39H167ZM179 40H180V39H179ZM213 40H216V38L213 39ZM225 40H226V39H225ZM32 41H33V40H32ZM35 41H36V40H35ZM40 41H41V40H40ZM42 41H44V39H43ZM46 41H47V40H46ZM88 41H90V40H88ZM142 41H143V40H142ZM157 41H158V39H157ZM168 41H169V40H168ZM168 41H167V42H168ZM170 41H171V40H170ZM172 41H173V40H172ZM181 41H182V40H181ZM188 41H189V40H188ZM200 41H201V40H200ZM209 41H212V38H211V40L209 39ZM216 41H217V40H216ZM33 42H34V41H33ZM53 42H54V41H53ZM59 42H60V41H59ZM69 42H70V41H69ZM74 42L76 43V39H75ZM79 42H80V41H79ZM96 42H97V41H96ZM127 42H128V41H127ZM150 42H151V41H150ZM152 42H153V41H152ZM160 42L162 43V40H161ZM163 42H165V41L163 40ZM167 42H166V43H167ZM178 42H179V41H178ZM222 42H223V41H222ZM226 42H227V41H226ZM236 42H237V41H236ZM70 43H71V42H70ZM82 43H83V42H82ZM84 43H85V42H84ZM90 43H91V42H90ZM122 43H123V42H122ZM124 43H125V42H124ZM148 43H149V42H148ZM171 43H172V42H171ZM173 43H177V42H175V39H174V42H173ZM182 43H183V42H182ZM185 43H186V42H185ZM187 43H188V42H187ZM209 43H211V42H209ZM214 43H216V42H214ZM232 43H233V41H232ZM234 43H235V42H234ZM246 43H247V42H246ZM41 44H42V43H41ZM45 44H46V43H45ZM54 44H55V43H54ZM71 44H72V43H71ZM85 44H86V43H85ZM92 44H93V43H91V47H92ZM125 44H126V43H125ZM125 44H124V45H125ZM132 44H133V43H131V47H133ZM145 44H146V43H145ZM153 44H154V43H153ZM156 44H159V43H156ZM190 44H191V43H190ZM190 44H189V46H191ZM211 44H212V43H211ZM225 44H226V43H225ZM48 45H49V44H48ZM64 45H65V44H64ZM68 45H69V44L67 43V46H68ZM72 45L74 46L75 44H72ZM86 45H87V44H86ZM105 45H106V44H105ZM126 45H127V44H126ZM146 45H147V44H146ZM154 45H155V44H154ZM154 45H153V47H154ZM161 45H162V44H161ZM169 45H170V44H168V46H169ZM173 45H177V44H173ZM180 45H181V43H180ZM183 45H184V47H185V44H183ZM183 45H181V46H183ZM186 45H187V44H186ZM226 45H227V44H226ZM238 45H239V44H238ZM50 46H51V45H50ZM62 46H63V45H62ZM62 46H61V47H62ZM75 46H77V45H75ZM78 46H79V45H78ZM80 46H82L81 43H80ZM80 46H79V47H80ZM96 46H97V45H96ZM129 46H130V45H129ZM178 46H179V45H178ZM205 46H206V44H205ZM205 46H204V47H205ZM208 46H209V44H208ZM208 46H207V47H208ZM211 46H212V45H211ZM228 46H229V45H228ZM231 46H232V45H231ZM46 47H47V46H46ZM63 47H64V46H63ZM65 47H66V46H65ZM93 47H94V46H93ZM131 47H130V48H131ZM151 47H152V45H151ZM171 47H172V44H171ZM193 47H194V46H193ZM225 47H226V46H225ZM56 48H57V47H56ZM56 48H54V49H55L56 51H58L57 49H59L60 47L57 48V49H56ZM67 48H68V47H67ZM77 48H78V47H77ZM148 48H150V47H148ZM169 48H170V47H169ZM173 48H174V47H173ZM214 48H215V47H214ZM237 48H238V47H237ZM240 48H241V47H240ZM42 49H43V48H42ZM61 49H62V48H61ZM81 49H82V47H81ZM85 49H86V48H85ZM88 49H89V48H88ZM125 49H126V48H125ZM128 49H129V48H128ZM131 49H132V48H131ZM164 49H165V48H164ZM234 49H235V48H234ZM62 50H64V51L66 52V49L63 48ZM62 50H61V51H62ZM99 50H100V49H99ZM109 50H110V49H109ZM116 50H119V49H116ZM145 50H147V49H145ZM152 50H153V49H152ZM152 50H150V51H152ZM154 50H155V48H154ZM61 51H60V52H61ZM96 51H98V49H97ZM105 51H106V50H105ZM147 51H148V50H147ZM147 51H146V52H147ZM178 51H179V50H178ZM181 51H182V50H181ZM201 51H202V50H201ZM208 51H209V50H208ZM52 52H53V51H52ZM101 52H102V51H101ZM115 52H116V51H115ZM121 52H122V51H121ZM128 52H130V51H128ZM163 52H164V51H163ZM227 52H228V51H227ZM236 52H237V51H236ZM256 52H257V51H256ZM43 53H45V52H43ZM47 53H48V51H47ZM47 53H46V54H47ZM62 53H63V51H62ZM68 53H70V52H68ZM71 53H73V52H71ZM76 53H77V52H76ZM83 53H84V52H83ZM86 53H87V52H86ZM106 53H107V51H106ZM116 53L118 54V52H116ZM122 53H123V52H122ZM122 53H121V54H122ZM131 53H133V51H131ZM137 53H138V52H137ZM154 53H156V52H154ZM158 53H159V51H158ZM181 53H182V52H181ZM212 53L214 54V51H212ZM212 53L210 52L209 54L211 55ZM219 53L221 54V52H219ZM219 53H218V54H219ZM224 53H225V52H224ZM244 53H245V52H244ZM249 53H250V52H249ZM249 53H248V54H249ZM48 54H49V53H48ZM58 54H59V53H58ZM58 54H57V55H58ZM63 54H64V53H63ZM87 54H88V53H87ZM126 54H127V53H126ZM135 54H136V53H135ZM152 54H153V53H152ZM152 54H151V55H152ZM185 54H186V53H185ZM185 54H184V55H185ZM188 54H189V53L187 52V55H188ZM209 54H207V55H209ZM222 54H223V53H222ZM226 54H227V53H226ZM253 54H254V53H253ZM95 55H96V54H94V55H92V56L95 57ZM100 55H102V54H100ZM112 55H114V54L112 53ZM115 55H116V54H115ZM128 55H129V54H127V56H128ZM133 55H134V54H133ZM137 55H138V54H137ZM149 55H150V54H149ZM157 55H158V54H157ZM162 55H163V54H162ZM164 55H166V57H167V54H164ZM168 55H170V54H168ZM172 55H173V54H172ZM187 55H185V56H187ZM194 55H195V50H194ZM207 55H206V56H207ZM215 55H216V54H215ZM238 55L240 56V53H239ZM255 55H256V54H255ZM257 55L259 56V54H257ZM44 56H46V55L44 54ZM51 56H52V55H50V57H51ZM54 56L56 57V55L53 54V58H54ZM61 56H63V55H61ZM68 56H69V55H68ZM68 56H67V57H68ZM85 56H86V54H85ZM102 56H105V55L103 54ZM117 56H118V55H117ZM117 56H116V57H117ZM125 56H126V55H125ZM129 56H130V55H129ZM131 56H132V55H131ZM154 56H155V54H154ZM170 56H171V55H170ZM175 56H176L175 58L178 57L177 55H175ZM180 56H181V55H180ZM185 56H184V57H185ZM188 56H191V55H188ZM220 56H221V55H220ZM231 56H232V55H231ZM247 56H248V55H247ZM249 56H250V55H249ZM69 57H70V56H69ZM69 57H68V58H69ZM96 57H97V56H96ZM100 57H101V56H100ZM107 57H108V55H107ZM111 57H113V56H111ZM111 57H110V58H111ZM119 57H120V56H119ZM119 57H117V58H119ZM134 57H135V56H134ZM137 57H138V56H137ZM155 57H156V56H155ZM164 57H165V56H164ZM184 57H183V58H184ZM223 57H224V56H223ZM229 57H230V56H229ZM244 57H245V56H244ZM32 58H33V57H32ZM51 58H52V57H51ZM53 58L51 59V61L54 60ZM64 58H65V57H64ZM90 58H91V57H90ZM92 58H93V57H92ZM105 58H106V57H105ZM108 58H109V57H108ZM110 58H109V59H110ZM125 58H126V57H125ZM127 58H128V57H127ZM147 58H148V57H147ZM149 58H150V56H149ZM153 58H154V57H152V59H153ZM158 58H159V57H158ZM167 58H168V57H167ZM175 58H174V59H175ZM183 58H182V59H183ZM215 58L217 59L218 57H215ZM219 58H221V57H219ZM242 58H243V57H242ZM249 58H250V57H249ZM26 59H27V58H26ZM28 59H29V57H28ZM35 59H36V58H35ZM38 59H39V57H38ZM43 59H44V58H43ZM112 59H113V58H112ZM119 59H120V58H119ZM152 59H150V60H152ZM169 59H170V58H169ZM179 59H180V58H179ZM182 59H181V60H182ZM205 59H206V58H205ZM208 59H209V58H208ZM211 59H212V58H211ZM230 59H231V58H230ZM47 60H48V59H47ZM90 60H91V59H90ZM96 60H97V59H96ZM101 60H103V59H101ZM116 60H118V59H116ZM128 60H130V59H127V61H128ZM148 60H149V59H148ZM160 60H161V59H160ZM162 60H163V58H162ZM166 60H167V59H166ZM209 60H210V59H209ZM223 60H224V59H223ZM227 60L229 61V59H227ZM26 61H30V60H24V58H23V59H20L18 62H19L21 65H23L24 62L26 63ZM38 61H39V60H38ZM51 61H50V62H51ZM55 61H56V60H55ZM57 61H58V60H57ZM88 61H89V60H88ZM94 61H95V60H94ZM120 61H121V60H120ZM127 61H126V62H127ZM154 61H155V60H154ZM157 61H158V60H157ZM170 61H171V60H170ZM172 61H173V59H172ZM172 61H171V62H172ZM187 61H188V60H187ZM206 61H207V60H206ZM206 61H205V62H206ZM212 61H213V60H212ZM216 61H217V60H216ZM218 61H219V60H218ZM224 61H225V60H224ZM230 61H231V60H230ZM33 62H34V61H33ZM39 62H40V61H39ZM48 62H49V60H48ZM64 62H66V61H64ZM76 62H77V61H76ZM99 62H100V61H99ZM116 62H117V61H116ZM123 62H124V61H123ZM130 62H131V61H130ZM155 62H156V61H155ZM158 62H161V61H158ZM165 62H166V61H165ZM173 62H174V61H173ZM173 62H172V63H173ZM179 62H180V61H179ZM184 62H185V61H184ZM193 62H195V61L193 60ZM210 62H211V61H210ZM260 62H261V61H260ZM87 63H88V62H87ZM87 63H86V64H87ZM89 63H90V62H89ZM93 63H94V62H92L91 64L94 65ZM108 63H109V62H108ZM111 63H112V62H111ZM133 63L135 64L134 61H133ZM156 63H157V62H156ZM156 63H155V64H156ZM169 63H170V62H169ZM187 63H188V62H187ZM206 63H208V62H206ZM217 63H219V62H216V64H217ZM222 63H223V62H222ZM224 63H225V62H224ZM235 63H236V62H235ZM240 63H241V62H240ZM262 63H263V62H262ZM61 64H63V63H61ZM64 64H65V63H64ZM74 64H75V62H74ZM81 64H82V63H81ZM83 64L86 65L85 63H83ZM99 64H100V63H99ZM119 64H120V63H119ZM124 64H125V63H124ZM152 64H153V62H152ZM155 64H154V65H155ZM157 64H158V63H157ZM160 64H161V63H160ZM163 64H164V62H163ZM175 64H177V65L180 64V65H181V62L178 63V60H177V62H175ZM175 64H174V65H175ZM185 64H186V62H185ZM190 64H191V63H190ZM0 65H1V64H0ZM21 65H20V66H21ZM37 65H38V64H37ZM45 65H46V64H45ZM54 65H55V64H54ZM68 65H69V64H68ZM76 65H77V63H76ZM76 65H75V66H76ZM122 65H123V64H122ZM127 65H129V64H127ZM164 65H165V64H164ZM164 65H162V67H163ZM167 65H168V64H167ZM172 65H173V64H172ZM182 65H183V64H182ZM182 65H181V66H182ZM214 65H215V64H214ZM214 65H212V66H210V68H209V67H208V68H209V70L211 69V71H214L215 75H218V71L220 70L221 66H220V64H219V65L217 64L218 66H214ZM225 65H226V64H225ZM225 65H224V66H225ZM229 65H230V64H229ZM235 65L237 66V64H235ZM17 66H18V65H17ZM33 66H34V65H33ZM39 66H41V64H40ZM47 66H48V65H47ZM52 66H53V65H52ZM59 66H61V65H59ZM65 66H66V65H65ZM71 66H73V65H71ZM95 66H96V65H95ZM98 66H99V65H97V68H98ZM151 66H152V68L154 67L153 65H151ZM151 66H150V67H151ZM157 66H159V64H158ZM175 66H176V65H175ZM184 66H185V65H184ZM191 66H192V65H191ZM222 66H223V65H222ZM10 67H11V66H10ZM15 67H16V66H15ZM23 67H24L25 69H27V71H29V72H28L27 74H24L25 76L17 78V79H16V84H20V83H22L25 79L27 80V79L30 78V77H31V80H29V81H32V80H33L32 78H35L36 75L38 74V72H37L36 70L33 71L34 69H33V67H32L31 65L25 64ZM35 67H36V66H35ZM53 67H54V66H53ZM53 67H52V68H53ZM57 67H58V66H57ZM62 67H63V65H62ZM86 67H87V65H86ZM99 67H100V66H99ZM106 67H107V66H106ZM117 67H118V66H117ZM124 67H125V66H124ZM164 67H165V66H164ZM172 67H173V66H172ZM37 68H38V67H37ZM39 68H41V67H39ZM39 68H38V69H39ZM49 68H51V67H49ZM54 68H55V67H54ZM67 68H68V67H67ZM71 68H72V67H71ZM71 68H70V69H71ZM73 68H74V67H73ZM84 68H85V67H84ZM88 68H89V67H88ZM91 68H92V67H91ZM97 68H96V69H97ZM118 68H119V67H118ZM154 68H156V67H154ZM160 68H161V66L159 67V69H160ZM165 68L168 69L167 66H166ZM165 68H164V69H165ZM177 68H178V67H177ZM180 68H181V67H180ZM192 68H194V67H192ZM218 68H219V70H218ZM223 68H224V67H223ZM233 68H234V67H233ZM3 69H5V68H3ZM9 69H10V68H8V70H9ZM14 69H15V68H14ZM70 69H69V70H70ZM80 69H81V68H80ZM89 69H90V68H89ZM104 69H105V68H104ZM121 69H122V68H121ZM129 69H130V67H129ZM216 69H217V70H216ZM231 69H232V68H231ZM16 70H17V69H16ZM60 70H61V68H60ZM65 70H66V69H65ZM69 70H68V71H69ZM73 70H75V69H73ZM86 70H88V69H86ZM111 70H112V69H110V71H111ZM157 70H158V69H157ZM176 70H178V69H176ZM181 70H182V69H181ZM206 70H207V69H206ZM229 70H230V69H229ZM232 70H233V69H232ZM56 71H57V68H56ZM71 71H72V70H71ZM97 71H98V70H97ZM110 71H109V72H110ZM112 71H114V69H113ZM132 71H134V70H132ZM153 71H154V69H153ZM158 71H159V70H158ZM169 71H170V70H169ZM172 71H173V70H172ZM172 71H171V72H172ZM191 71H192V70H191ZM198 71H199V70H198ZM230 71H231V70H230ZM74 72H75V71H74ZM79 72L81 73V71H79ZM79 72H78V73H79ZM91 72H92V71H91ZM99 72H100V71H99ZM99 72H98V73H99ZM114 72H115V71H114ZM116 72H117V71H116ZM164 72H165V71H163V74H167V72H166V73H164ZM195 72H197V71H195ZM208 72H209V71H208ZM219 72H220V71H219ZM25 73H26V72H25ZM40 73H41V72H40ZM87 73H88V72H87ZM98 73H97V74H98ZM158 73H159V72H158ZM188 73H190V72H188ZM210 73H211V72H210ZM222 73H223V72H222ZM70 74H71V73H70ZM70 74H69V76H70ZM74 74H76V73H74ZM113 74H114V73H113ZM160 74H161V73H160ZM160 74H159V75H160ZM173 74H174V72H173ZM211 74H212V73H211ZM60 75H61V74H60ZM62 75H63V74H62ZM62 75H61V77H62ZM67 75H68V74H67ZM80 75H81V74H80ZM89 75H90V74H89ZM174 75H175V74H174ZM183 75H184V74H183ZM186 75H187V74H186ZM219 75H220V74H219ZM227 75H228V74H227ZM231 75H233V74H231ZM38 76L41 77V75H38ZM45 76H46V75H45ZM81 76H82V75H81ZM83 76H84V73H83ZM86 76H87V78L89 77L88 75H86ZM91 76H92V74H91ZM93 76H95V75H93ZM97 76H98V75H97ZM107 76H108V75H107ZM163 76H164V75H163ZM202 76H203V75H202ZM233 76L235 77V75H233ZM17 77H18V76H17ZM59 77H60V76H59ZM64 77H65V76H64ZM84 77H85V76H84ZM101 77H102V76H101ZM113 77H115V76H113ZM116 77H117V76H116ZM172 77H173V76H172ZM174 77H175V76H174ZM184 77H185V76H184ZM219 77H220V76H219ZM43 78H44V76H43ZM71 78H74V77H71ZM85 78H86V77H85ZM90 78H91V77H90ZM104 78H105V77H104ZM131 78H132V77H131ZM176 78H178V76H177ZM180 78H181V77H180ZM180 78H179V79H180ZM221 78H222V76H221ZM64 79H65V78H64ZM66 79H67V78H66ZM81 79H82V78H81ZM93 79H95V78H93ZM93 79H90L89 82L92 81ZM96 79H98V78H96ZM126 79H127V78H126ZM179 79H178V80H179ZM182 79H183V78H182ZM193 79H194V78H193ZM214 79H215V78H214ZM37 80H41V79L39 78V79H37ZM61 80H62V79H61ZM84 80H85V79H84ZM84 80H83V81H84ZM87 80H88V79H87ZM87 80H86V81H87ZM117 80H119V79H117ZM172 80H173V78H172ZM189 80H190V79H189ZM220 80H221V79H220ZM220 80H219V81H220ZM226 80H227V79H226ZM230 80H231V79H230ZM10 81H11V80H10ZM10 81H9V82H10ZM52 81H53V80H52ZM70 81H72V80H70ZM73 81H74V80H73ZM83 81H82V82H83ZM94 81H95V80H94ZM99 81H101V80H99ZM102 81H103V80H102ZM104 81H105V80H104ZM107 81H108V80H107ZM133 81H134V80H133ZM136 81H137V80H136ZM136 81H135V82H136ZM176 81H177V80H176ZM182 81H183V80H182ZM194 81L196 82V80H194ZM199 81H200V79L197 80V82H199ZM201 81H202V80H201ZM1 82H2V81H1ZM34 82H35V81H34ZM37 82H38V81H37ZM44 82H45V81H44ZM63 82H64V81H63ZM76 82H78V81H76ZM80 82H81V81H80ZM113 82H114V81H113ZM128 82H129V81H128ZM169 82H170V81H169ZM177 82H178V81H177ZM187 82H188V81H187ZM191 82H192V81H191ZM224 82H225V81H224ZM87 83H88V82H87ZM101 83H102V82H101ZM136 83H138V82H136ZM188 83H189V82H188ZM225 83H226V82H225ZM230 83H231V82H230ZM230 83H229V84H230ZM36 84H37V83H36ZM43 84H44V83H43ZM60 84H61V83H60ZM74 84H75V83H74ZM123 84H124V83H123ZM132 84H133V83H132ZM139 84H140V82H139ZM169 84H170V83H169ZM171 84H172V82H171ZM180 84H181V83H180ZM182 84H183V83H182ZM185 84H186V83H185ZM196 84H197V83H196ZM226 84H227V83H226ZM4 85H5V84H4ZM24 85H27V84H24ZM24 85H23V86H24ZM29 85H30V84H29ZM29 85H28V86H29ZM61 85H62V84H61ZM78 85H79V84H78ZM78 85H77V86H78ZM87 85H88V84H87ZM126 85H127V84H126ZM134 85H135V84H134ZM176 85H177V83H176ZM183 85H184V84H183ZM187 85H188V84H187ZM8 86H9V85H8ZM23 86H22V87H23ZM30 86H31V85H30ZM64 86H65V85H63V87H64ZM113 86H114V84H113ZM113 86H112V87H113ZM116 86H117V85H116ZM116 86H115V87H116ZM119 86H120V85H119ZM131 86H133V85H131ZM138 86H139V85H138ZM169 86H170V85H169ZM171 86H172V85H171ZM188 86H189V85H188ZM200 86H201V85H200ZM200 86H199L198 88H200ZM18 87H19V86H18ZM25 87H26V86H25ZM31 87H32V86H31ZM33 87H34V86H33ZM71 87H72V86H71ZM87 87H88V86H87ZM105 87H106V86H105ZM105 87H104V88H105ZM128 87H129V85H128ZM135 87H136V86H135ZM180 87H181V86H180ZM184 87H185V86H184ZM192 87H194V86H192ZM195 87H196V86H195ZM195 87H194V88H195ZM202 87H203V86H202ZM221 87H222V86H221ZM231 87H232V86H231ZM64 88H65V87H64ZM64 88H63V89H64ZM73 88H74V86H73ZM99 88H100V87H99ZM121 88H122V87H121ZM177 88H178V87H177ZM24 89H26V88H24ZM66 89H69V88L67 87ZM66 89H64V90H66ZM79 89H80V88H79ZM82 89H83V88H82ZM88 89H89V88H88ZM91 89H92V88H91ZM122 89H123V88H122ZM127 89H128V88H127ZM137 89H139V87H138ZM140 89H143V88L140 87ZM140 89H139V91H140ZM180 89H182V88H180ZM180 89H179V91H180ZM187 89H188V88H187ZM200 89H201V91L203 92L202 88H200ZM208 89H209V88H208ZM57 90H58V89H57ZM64 90H63V91H64ZM73 90H74V89H73ZM108 90H109V89H108ZM177 90H178V89H177ZM183 90H184V89H183ZM183 90H181V91H183ZM190 90H191V88H190L188 91H190ZM195 90H197V89H195ZM198 90H199V89H198ZM204 90H206V89H204ZM221 90H223V89H221ZM29 91H30V90H29ZM58 91H59V90H58ZM74 91H75V90H74ZM110 91H111V90H110ZM120 91H121V90H120ZM181 91H180L179 93H181ZM184 91H185V90H184ZM184 91H183V92H184ZM199 91H200V90H199ZM201 91H200V92H201ZM206 91H207V90H206ZM206 91H204V94H205V95H206ZM16 92H17V91H16ZM32 92H33V90H32ZM93 92H94V91H93ZM104 92H105V90H104ZM104 92H103V94H104ZM107 92H108V91H107ZM111 92H112V91H111ZM126 92H127V91H126ZM130 92H131V91H130ZM190 92H191V91H190ZM19 93H20V92H19ZM24 93H25V92H24ZM29 93H30V92H29ZM66 93H67V92H66ZM77 93H78V92H77ZM96 93H97V92H96ZM105 93H106V92H105ZM149 93H150V92H149ZM188 93H189V92H188ZM195 93H196V92H195ZM208 93H209V92H208ZM210 93H211V92H210ZM38 94H39V93H38ZM83 94H84V93H83ZM94 94H95V93H94ZM98 94H99V92H98ZM107 94H108V93H107ZM109 94H111V93H109ZM113 94H114V93H113ZM132 94H133V93H132ZM181 94H182V93H181ZM189 94L191 95V93H189ZM23 95H24V94H23ZM25 95H26V93H25ZM70 95H72V94H70ZM70 95H69V96H70ZM88 95H90V92H88ZM100 95H101V94H100ZM111 95H112V94H111ZM115 95H116V94H115ZM129 95H131V94H129ZM187 95H188V94H187ZM187 95H185V96H187ZM197 95H198V94H197ZM211 95H212V94H211ZM27 96H28V95H27ZM38 96H39V95H38ZM66 96H67V95H66ZM74 96H76V94H75ZM81 96H82V95H81ZM84 96H85V95H84ZM103 96H104V95H103ZM121 96H123V95H121ZM192 96H193V95H192ZM207 96H208V95H207ZM209 96H210V95H209ZM57 97H58V96H57ZM67 97H68V96H67ZM89 97H90V96H89ZM92 97H94V96L92 95ZM95 97H96V96H95ZM99 97H100V96H99ZM101 97H102V95H101ZM105 97H106V96H105ZM107 97H108V95H107ZM109 97H111V96H109ZM124 97H125V96H124ZM126 97H127V96H126ZM193 97H194V96H193ZM76 98H77V96H76ZM82 98H83V97H82ZM118 98H119V97H118ZM128 98H129V97H128ZM128 98H126V99L128 100ZM136 98H137V97H136ZM136 98H135V100H136ZM23 99H24V97H23ZM23 99H21V100H23ZM40 99H41V98H40ZM66 99H67V98H66ZM79 99H80V98H79ZM106 99H109V98H106ZM110 99H111V98H110ZM114 99H115V98H114ZM143 99H144V98H143ZM194 99H195V98H193V100H194ZM204 99H205V98H204ZM212 99H213V97H212ZM212 99H211V100H212ZM18 100H19V99H18ZM57 100H58V99H57ZM70 100H71V97H70ZM70 100H69V101H70ZM72 100H74V99L72 98ZM82 100H84V98H83ZM87 100H88V99H87ZM115 100H117V99H115ZM131 100H132V99H131ZM131 100H130V101H131ZM133 100H134V99H133ZM195 100H196V99H195ZM195 100H194V101H195ZM200 100H201V99H200ZM202 100H203V99H202ZM202 100H201V101H202ZM7 101H8V100H7ZM10 101H11V99H10ZM12 101L15 102V101H17V100H14V99H13ZM58 101H59V100H58ZM75 101H77V100H75ZM78 101H79V100H78ZM80 101H81V100H80ZM80 101H79V102H80ZM91 101H92V100H91ZM110 101H111V100H110ZM110 101H109V102H110ZM119 101H120V100H119ZM122 101H123V99H122ZM130 101H129V102H130ZM55 102H56V101H55ZM64 102H65V101H64ZM81 102H83V101H81ZM126 102H127V101H126ZM198 102H199V101H198ZM24 103H26V102H24ZM67 103H68V102H67ZM72 103H73V102H72ZM76 103H77V102H76ZM83 103H84V102H83ZM83 103H82V104H83ZM111 103H112V101H111ZM113 103H114V102H113ZM130 103H131V102H130ZM135 103H136V102H135ZM135 103H134V104H135ZM195 103H196V102H195ZM195 103H194V104H195ZM205 103H206V101H205ZM59 104H60V103H59ZM82 104H81V105H82ZM84 104H85V103H84ZM94 104H95V103H94ZM94 104H93V105H94ZM103 104H104V103H103ZM119 104H120V103H119ZM122 104H123V102H122ZM126 104H127V103H126ZM136 104H137V103H136ZM207 104H208V103H207ZM214 104H216V103H214ZM20 105H21V104H20ZM25 105H27V104H25ZM54 105H55V104H54ZM57 105H58V103H57ZM61 105H62V104H61ZM63 105H64V104H63ZM63 105H62V106H63ZM108 105H109V104H108ZM117 105H118V104H117ZM131 105H132V104H131ZM200 105H202V104H200ZM203 105H204V103H203ZM205 105H206V104H205ZM55 106H56V105H55ZM85 106H86V105H85ZM88 106H89V105H88ZM97 106H99V104H97ZM112 106H113V105H112ZM118 106H119V105H118ZM123 106H124V105H123ZM211 106H212V105H211ZM24 107H25V106H24ZM29 107H30V106H29ZM69 107H70V106H69ZM81 107H82V106H81ZM99 107H100V106H99ZM126 107H127V106H126ZM133 107H134V106H133ZM133 107H131V108H133ZM135 107H137V105H136ZM148 107H149V106H148ZM200 107H201V106H200ZM212 107H213V106H212ZM217 107H218V106H217ZM19 108H21V106H20ZM22 108H23V107H22ZM22 108H21V110H22ZM53 108H54V106H53ZM63 108H64V106L62 107V109H63ZM71 108H72V107H71ZM82 108H83V107H82ZM86 108H87V106H86ZM94 108H95V107H94ZM94 108H92V110H93ZM96 108H97V107H96ZM101 108H102V107H101ZM103 108H104V107H103ZM109 108H111V107H109ZM116 108H117V107H116ZM122 108H123V107H122ZM14 109H15V108H14ZM30 109H31V108H30ZM125 109H126V108H125ZM140 109H141V108H140ZM143 109H144V108H143ZM32 110H33V109H32ZM58 110H59V109H58ZM88 110H89V109H88ZM88 110H87V111H88ZM115 110H116V109L114 108L113 111H115ZM145 110H146V109H145ZM202 110H203V109H202ZM205 110L207 111L208 108H207V109L205 108ZM209 110H210V109H209ZM213 110H214V109H213ZM2 111H3V110H2ZM22 111H23V110H22ZM25 111H26V110H25ZM34 111L36 112V109H35ZM37 111H38V110H37ZM66 111H68V110H66ZM80 111H81V109H80ZM89 111H90V110H89ZM103 111H104V110H103ZM105 111H106V110H105ZM116 111H117V110H116ZM121 111H122V110H121ZM129 111H130V110H129ZM138 111H139V110H138ZM147 111H148V110H147ZM147 111H146V112H147ZM150 111H151V110H150ZM198 111H200V110L198 109ZM218 111H219V110H218ZM15 112H16V111H15ZM84 112H85V111H84ZM92 112H93V111H92ZM110 112H111V111H110ZM119 112H120V111H119ZM122 112H123V111H122ZM125 112H126V111H125ZM130 112H131V111H130ZM136 112H137V111H136ZM201 112H202V111H201ZM213 112H217V111L214 110ZM43 113H44V112H43ZM64 113H65V112H64ZM102 113H103V112H102ZM0 114H1V113H0ZM2 114H3V113H2ZM5 114H6V113H5ZM7 114H8V111H7ZM9 114H10V113H9ZM13 114H14V113H13ZM27 114H28V113H27ZM30 114H31V113H30ZM44 114H45V113H44ZM46 114H47V113H46ZM50 114H51V113H50ZM65 114H66V113H65ZM68 114H69V113H68ZM91 114H93V113H91ZM95 114H97V113H95ZM103 114H104V113H103ZM115 114H116V113H115ZM121 114H122V113H121ZM205 114H206V113H205ZM209 114H210V113H209ZM216 114H217V113H216ZM218 114H220V111L218 112ZM34 115H35V114H34ZM85 115H86V113H85ZM88 115H89V114H88ZM88 115H87V116H88ZM107 115H108V114H107ZM131 115H133V114H131ZM131 115H130V116H131ZM137 115H138V114H137ZM13 116H14V115H12V117H13ZM32 116H33V115H32ZM43 116H44V115H43ZM87 116H86V118L88 119ZM110 116H112V115H110ZM114 116H115V115H114ZM118 116H119V115H118ZM118 116H117V117H118ZM121 116H122V115H121ZM0 117H1V115H0ZM5 117H6V116H5ZM9 117H10V116H9ZM14 117H15V116H14ZM17 117H18V116H17ZM30 117H31V116H30ZM30 117H29V118H30ZM50 117H51V115H50ZM55 117H57V116H55ZM70 117H71V116H70ZM122 117L125 118V116H122ZM122 117H121V118H122ZM126 117H127V116H126ZM3 118H4V117H3ZM34 118H37V117H34ZM86 118H85V119H86ZM128 118H130V117L128 116ZM128 118H127V119H128ZM4 119L6 120V118H4ZM4 119H3V120H4ZM27 119H28V118H27ZM37 119H38V118H37ZM114 119H115V118H114ZM127 119H126V120H127ZM144 119H145V118H144ZM1 120H2V119H1ZM1 120H0V121H1ZM11 120H13V119H11ZM35 120H36V119H35ZM45 120H46V119H45ZM116 120H117V119H116ZM118 120H119V119H118ZM139 120H140V119H139ZM31 121H32V119H31ZM40 121H41V120H40ZM86 121H87V120H86ZM119 121H120V120H119ZM143 121H144V120H143ZM1 122H2V121H1ZM28 122H29V121H28ZM35 122H36V121H35ZM49 122H50V121H49ZM84 122H85V120H84ZM117 122H118V121H117ZM117 122H116V123H117ZM123 122H124V121H123ZM145 122H146V121H145ZM25 123H26V122H25ZM29 123H30V122H29ZM43 123H44V122H43ZM43 123L40 124V125L43 126ZM50 123H51V122H50ZM85 123H87V122H85ZM85 123H84V124H85ZM124 123H125V122H124ZM126 123H128V122H126ZM136 123H137V122H136ZM148 123H149V122H148ZM152 123H153V122H152ZM154 123H155V122H154ZM26 124H27V123H26ZM30 124H31V123H30ZM33 124H34V123H33ZM35 124H37V123H35ZM46 124H48V123H46ZM139 124H140V123H139ZM157 124H158V123H157ZM157 124H156V126H157ZM28 125H29V124H28ZM28 125H27V126H28ZM110 125H111V124H110ZM140 125H141V124H140ZM163 125H164V124H163ZM163 125L160 126V127H163ZM232 125H233V124H232ZM46 126H47V125H46ZM119 126H121V125H119ZM135 126H136V125H135ZM144 126H145V125H144ZM233 126H234V125H233ZM32 127H33V126H32ZM32 127H31V128H32ZM136 127H137V126H136ZM136 127H135V128H136ZM172 127H173V126H172ZM119 128H120V127H119ZM122 128H123V127H122ZM128 128H130V127H128ZM133 128H134V127H133ZM133 128H132V129H133ZM144 128H145V127H143L142 130H143ZM157 128H158V126H157ZM32 129H34V128H32ZM40 129H41V128H40ZM124 129H126V128L124 127ZM124 129H123V130H124ZM137 129H138V127H137ZM44 130H45V129H44ZM44 130H43V131H44ZM129 130H130V129H129ZM129 130H128V132H129ZM155 130H158V129H155ZM48 131H50V130H48ZM69 131H70V130H69ZM133 131H134V130H133ZM136 131H137V130H136ZM138 131H139V130H138ZM140 131H141V130H140ZM144 131H145V130H144ZM165 131H166V130H165ZM165 131H164V133H165ZM177 131H178L177 129H176V131H172V132H171V135L174 134L173 132L176 133ZM50 132H51V131H50ZM141 132H143V131H141ZM141 132H140V133H141ZM37 133H38V131H37ZM41 133H42V132H41ZM46 133H47V132H46ZM52 133H53V131H52ZM125 133H126V131L124 132V134H125ZM134 133H135V132H134ZM134 133H133V135H134ZM136 133H137V132H136ZM136 133H135V134H136ZM144 133H147V132H144ZM160 133H161V132H160ZM57 134H58V133H57ZM112 134H113V133H112ZM120 134H121V131H120ZM124 134H123V135H124ZM137 134H138V133H137ZM149 134H150V133H148L147 135H149ZM166 134H167V133H166ZM42 135H43V134H42ZM133 135H132V136H133ZM150 135H151V134H150ZM160 135H161V134H160ZM169 135H170V133H169ZM24 136H25V135H24ZM24 136H23V137H24ZM26 136H28V135H26ZM26 136H25V138H26ZM29 136H30V135H29ZM119 136H120V135H119ZM128 136H129V135H128ZM132 136H131V137H132ZM153 136H154V135H153ZM164 136H165V135H164ZM193 136H194V135H193ZM46 137L48 138L49 135H47ZM57 137H58V136H57ZM125 137H126V136H125ZM134 137H135V136H134ZM28 138H29V137H28ZM30 138H31V137H30ZM55 138H56V137H55ZM119 138H122V137H119ZM129 138H130V136H129ZM164 138H165V137H164ZM189 138H190V137H189ZM44 139H45V138H44ZM48 139H49V138H48ZM53 139H54V138H53ZM45 140H46V139H45ZM49 140H50V139H49ZM124 140H125V139H124ZM149 140H150V139H149ZM149 140H148V141H149ZM189 140H190V139H189ZM203 140H204V139H203ZM39 141H40V140H39V137L33 135L32 140L30 141V142H33V143H32V145H29V146H32V147H38V146H39ZM52 141H53V140H52ZM164 141H165V140H164ZM201 141H202V140H201ZM42 142H43V141H42ZM42 142H41V143H42ZM156 142H160V141H159L158 139H156ZM167 142H168V141H167ZM191 142H192V141H191ZM203 142H205V141H203ZM209 142H210V141H209ZM107 143H109V142H107ZM147 143H149V142H147ZM147 143L145 142V145H147ZM27 144H28V143H27ZM45 144H46V143H45ZM45 144H44V145H45ZM48 144H49V143H48ZM48 144H46V146H47ZM51 144H52V143H51ZM129 144H130V142H129ZM162 144H163V143H162ZM41 145H42V144H41ZM159 145H160V143H159ZM201 145L203 146V144L200 143V146H201ZM209 145H210V143H209ZM217 145H218V144H217ZM124 146H125V145H124ZM153 146H155V144H153ZM157 146H158V145H157ZM198 146H199V145H198ZM200 146H199V148H200ZM179 147H180V146H179ZM187 147H188V146H187ZM205 147H206V146H205ZM207 147H208V146H207ZM26 148H27V147H26ZM46 148H47V147H46ZM157 148H158V147H157ZM170 148H171V147H170ZM17 149H18V148H17ZM21 149H22V148H21ZM27 149H29V148H27ZM30 149H31V148H30ZM30 149H29V150H30ZM51 149H52V147H51ZM79 149H80V148H79ZM127 149H128V148H127ZM163 149H164V148H163ZM179 149H180V148H179ZM207 149H208V148H206V150H204V151L207 152ZM214 149H215V148H214ZM12 150H13V149H12ZM14 150H15V149H14ZM134 150H135V149H134ZM151 150H152V149H151ZM181 150H182V148H181ZM181 150H180V151H181ZM183 150H184V148H183ZM187 150H188V149H187ZM194 150H195V149H194ZM19 151H20V150H19ZM19 151H17V152H19ZM22 151H24V149H23ZM36 151H37V150H36ZM40 151H41V150H40ZM78 151H79V150H78ZM113 151H114V150H113ZM177 151H178V150H177ZM185 151H186V150H185ZM192 151H193V150H192ZM197 151L199 152V149H198ZM221 151H222V150H221ZM8 152H9V151H8ZM10 152H11V151H10ZM38 152H39V151H38ZM41 152H43V151H41ZM44 152H45V151H44ZM50 152H51V151H50ZM72 152H73V151H72ZM92 152H93V151H92ZM157 152H158V151H157ZM172 152H173V151H172ZM175 152H176V151H175ZM175 152H173V153H175ZM211 152H213V151H211ZM215 152H217V151H215ZM6 153H7V152H6ZM28 153H29V152H28ZM70 153H71V152H70ZM109 153H110V152H109ZM182 153H183V152H182ZM182 153H181V154H182ZM201 153H202V152H201ZM207 153H209V152H207ZM221 153H222V152H220V154H218V155H222ZM36 154H37V153H36ZM72 154H75V153L73 152ZM82 154H83V153H82ZM111 154H114V153H110V155H111ZM159 154L161 155V153H159ZM175 154H176V153H175ZM183 154H184V153H183ZM183 154H182V155H183ZM185 154H186V152H185ZM203 154H204V153H203ZM229 154L231 155V152H230ZM46 155H47V154H46ZM51 155H52V153H51ZM51 155H50V156H51ZM62 155H64V154H62ZM75 155H76V154H75ZM87 155H88V154H86V157H87ZM91 155H94V154H91ZM107 155L110 156L109 154H107ZM151 155H152V154H151ZM156 155H158V154H156ZM172 155H173V154H172ZM182 155H181V156H182ZM191 155H192V154H191ZM33 156H34V154H33ZM40 156H41V155H40ZM43 156H44V155H43ZM48 156H49V154H48ZM96 156H97V155H96ZM102 156H103V155H102ZM108 156H106V157H108ZM189 156H190V155H189ZM202 156H203V155H202ZM202 156H201V157H202ZM228 156H229V155H228ZM231 156H232V155H231ZM56 157H57V156H56ZM62 157H63V156H62ZM64 157H65V156H64ZM73 157H74V156H73ZM106 157H105V159H106ZM111 157H112V156H111ZM111 157H109V158H111ZM178 157H179V156H178ZM182 157H183V156H182ZM182 157H181V158H182ZM184 157H185V156H184ZM190 157H191V156H190ZM215 157H216V159H217L219 156H215ZM215 157H214V158H215ZM220 157H221V156H220ZM60 158H61V157H60ZM76 158H77V157H76ZM87 158H89V157H87ZM98 158H99V156H98ZM156 158H157V157H156ZM159 158H160V157H159ZM185 158H186V157H185ZM195 158H196V156H195ZM195 158L192 156V159H193V160H194ZM199 158H200V157H199ZM214 158H213V159H214ZM228 158H229V157H228ZM228 158H227V159H228ZM230 158H231V157H230ZM230 158H229V160L226 161V163L224 162V163H225V165H224L225 168H228V167H229L228 162L230 161ZM44 159H45V158H44ZM44 159H41V158H40V159H36V160H34V161L29 162V164H23V165H20V166H17V165H16V166H10V167L7 168V169H9V171H10L9 173H15V172H19V171H20V173L23 174L24 172L27 171V170H26V167H28L29 165H31V166H43V165H45V167H42V168H40V169L37 170V175H36V176H38L40 179H43V178L46 179L49 175H47V173H45L46 163H45V160H44ZM46 159H47V158H46ZM52 159H54V158H52ZM52 159H51V160H52ZM89 159H90V158H89ZM92 159H94V158H92ZM95 159H96V158H95ZM100 159H101V158H100ZM174 159H175V158H174ZM177 159H178V158H177ZM188 159H189V158H188ZM197 159H198V158H197ZM60 160H61V159H60ZM179 160H180V159H179ZM181 160H182V159H181ZM205 160H206V159H205ZM205 160H203V159L196 160L197 163H196V165H194V166H193V163H190V162H189V163L192 164V166H193V167H191V170H192V168H193V170H192V172L190 173V175H191V177H190V182H191V181H194V180H197L196 177H197L198 174H199V173H198L199 171L197 170V166H201V167L203 166L202 170L205 171V174L203 173L202 178H200L201 180H199V182H197V181L192 182L193 185H192V186L190 185V186H191V190H192V188L196 187V185L198 186V185H201V184H203V183L208 184L209 187H210L211 189L217 187L219 184H220V186H221V183H220L221 180L219 179V175H221V172L223 173V171H225V170H226V171H233V170H231V169H233V166H232L231 169H222V168H224V167H222L223 165L221 166L222 168H220V167H214V168H213V166H214V165H213V162L210 163V164L213 165V166H212V165H209V162L206 163ZM218 160H219V159H218ZM56 161H57V160H56ZM154 161H155V160H154ZM177 161H178V160H177ZM187 161H188V160H187ZM208 161H210V160H208ZM212 161H213V160H212ZM27 162H28V161H27ZM49 162H50V161H49ZM51 162H52V161H51ZM53 162H55V161H53ZM60 162H61V161H60ZM60 162H59V163H60ZM183 162H184V161H183ZM185 162H186V160H185ZM214 162H215V161H214ZM64 163H65V162H64ZM68 163H69V162H68ZM70 163H71V162H70ZM47 164H48V162H47ZM65 164H66V163H65ZM72 164H73V163H72ZM183 164H184V163H183ZM229 164H230V163H229ZM59 165H60V164H59ZM59 165H58V168H60ZM63 165H64V164H63ZM188 165H189V164H188ZM206 165H207V166H206ZM31 166H30V168H31ZM56 166H57V165H56ZM61 166H62V165H61ZM65 166H66V165H65ZM65 166H63V167H65ZM74 166H75V165H74ZM177 166H178V165H177ZM180 166H182V165H180ZM180 166H179V167H180ZM183 166H184V165H183ZM186 166H187V165H185V167H184L185 170H186ZM189 166H190V165H189ZM216 166H218V165H216ZM51 167H52V165H51ZM63 167H62V168H63ZM92 167H93V166H92ZM35 168H36V167H35ZM58 168H57V170H58ZM70 168H71V167H70ZM84 168H85V167H84ZM97 168H99V167H97ZM1 169H3V167H1ZM27 169H28V168H27ZM31 169H32V168H31ZM47 169H48V167H47ZM60 169H61V168H60ZM64 169H66V168H64ZM182 169H183V167H182ZM213 169H217L218 171H217V172H213ZM240 169H241V168H240ZM29 170H30V169H29ZM62 170H63V169H62ZM81 170H82V169H81ZM97 170H98V169H97ZM187 170H188V169H187ZM189 170H190V169H189ZM0 171H1V170H0ZM4 171H5V169H4ZM59 171H61V170H59ZM68 171H69V170H68ZM239 171H240V170H239ZM2 172H3V171H2ZM51 172H52V171H51ZM69 172H70V171H69ZM182 172H183V170H182ZM185 172H186V171H185ZM188 172H189V171H188ZM236 172L238 173V171H236ZM236 172H235V173H236ZM241 172H242V171H241ZM74 173H75V172H74ZM76 173H78V172H76ZM135 173H136V170H135ZM192 173H193V174H192ZM230 173H231V172H230ZM72 174H73V173H72ZM127 174H128V173H127ZM239 174H240V173H239ZM199 175H200V174H199ZM263 175H264V174H263ZM19 176H20L21 179H22V176H21V175H19ZM32 176H33V175H32ZM56 176H57V175H56ZM183 176H184V175H183ZM200 176H201V175H200ZM231 176L236 177V176L233 175V174H231ZM260 176H261V175H260ZM91 177L93 178V176H91ZM139 177H140V176H139ZM226 177H229V175L226 176ZM33 178H35V176H34ZM55 178H56V177H55ZM59 178H61V177H59ZM62 178H65L64 175H63ZM62 178H61V179H62ZM69 178H70V176H69ZM72 178H74V177H72ZM121 178H122V177H121ZM133 178H134V177H133ZM260 178H262V177H260ZM29 179H30V178H29ZM67 179H68V177H67ZM142 179H144V178H142ZM252 179H253V178H252ZM252 179H251V180H252ZM38 180H39V179H38ZM43 180H44V179H43ZM52 180H53V179H52ZM56 180H57V179H56ZM62 180L64 181V179H62ZM65 180H66V179H65ZM70 180H72V179H70ZM110 180H111V179H110ZM110 180H109V181H110ZM112 180H113V179H112ZM140 180H141V179H140ZM179 180H180V179H179ZM227 180H228V179H227ZM251 180H249V181H251ZM261 180H262V179H261ZM261 180H259V179H257V180H252V182H251V184H250V185H251L250 187L255 188V191H256V187H262V184L264 183V182H263V181H264V178H263V181H261ZM10 181H14V180L11 179ZM29 181H31V179H30ZM57 181L59 182V180H57ZM67 181H68V180H67ZM67 181H66V182H67ZM105 181H106V180H105ZM105 181H104V182H105ZM121 181H122V180H121ZM230 181L232 182V180H230ZM249 181H248V182L246 181V182H247V183H250ZM26 182H27V181H26ZM35 182H37V181H35ZM42 182H43V181H42ZM54 182H55V181H54ZM60 182H61V181H60ZM64 182H65V181H64ZM72 182H73V181H72ZM72 182H71V183H72ZM104 182L101 183V184H104ZM107 182H108V181H107ZM107 182H106V184H107ZM110 182H113V181H110ZM231 182H230V183H231ZM16 183H17V182H16ZM32 183H33V182H32ZM55 183H56V182H55ZM61 183H62V182H61ZM114 183H115V181H114ZM125 183H126V182H125ZM233 183H236V181L233 182ZM244 183H245V182H244ZM247 183H246V184H247ZM18 184H19V183H18ZM53 184H54V183H53ZM57 184H60V183H57ZM108 184H109V182H108ZM108 184H107V185H108ZM44 185H45V184H44ZM123 185H124V184H123ZM125 185H126V184H125ZM129 185H130V184H129ZM135 185H136V184H135ZM224 185H225V184H224ZM227 185H228V184H227ZM230 185H231V184H230ZM242 185H243V184H242ZM247 185H249V184H247ZM1 186H2V185H1ZM7 186H8V185H7ZM52 186H54V185H52ZM57 186H58V185H57ZM57 186H56V188H57ZM64 186H65V185H64ZM68 186H69V185H68ZM76 186H77V184H76ZM100 186H101V185H100ZM104 186H105V185H103V187H104ZM201 186H202V185H201ZM201 186H200V187H201ZM233 186H234V185H233ZM263 186H264V185H263ZM43 187H44V186H43ZM50 187H51V186H50ZM111 187H112V186H111ZM120 187H122V186H120ZM123 187H124V186H123ZM130 187H132V186H130ZM169 187H170V186H169ZM205 187H206V186H205ZM222 187H225V186H222ZM222 187H221V188H222ZM226 187H227V186H226ZM236 187H237V186H236ZM244 187H245V186H244ZM1 188H2V187H1ZM5 188H6V187H5ZM5 188H3V191H4ZM41 188H42V186H41ZM45 188H46V187H45ZM53 188H54V187H53ZM81 188H82V187H81ZM95 188H96V187H95ZM95 188H94V189H95ZM118 188H119V187H118ZM135 188H136V187H135ZM165 188H166V187H165ZM237 188H238V187H237ZM240 188H241V187H240ZM48 189H49V187H48ZM50 189H51V188H50ZM129 189H130V188H129ZM132 189H133V188H132ZM166 189H167V188H166ZM187 189H188V188H187ZM201 189H203V188H201ZM227 189H228V188H227ZM249 189H250V188H249ZM259 189H260V188H259ZM59 190H60V189H59ZM112 190H113V189H112ZM118 190H119V189H118ZM168 190H170V189H167V191H168ZM188 190H190V188H189ZM199 190H200V188H199ZM206 190H207V188H206ZM212 190H213V189H212ZM216 190H217V189H216ZM216 190H215V191H216ZM252 190L254 191V189H252ZM262 190H264V189L262 188ZM109 191L111 192V190H109ZM109 191H108V192H109ZM114 191H115V189H114ZM125 191H126V190H125ZM200 191H201V190H200ZM225 191H226V190H225ZM227 191H228V190H227ZM227 191H226V192H227ZM245 191H246V190H245ZM253 191H252V193H254ZM258 191H259V190H258ZM90 192H91V191H90ZM93 192H94V191H93ZM127 192H128V191H127ZM163 192H165V190H164ZM169 192H171V191H169ZM186 192H187V191H186ZM188 192H189V191H188ZM192 192H193V191H192ZM198 192H199V191H198ZM198 192H197V193H198ZM202 192H205V191H202ZM219 192H220V191H219ZM219 192H218V193H219ZM226 192H225V193H226ZM260 192H261V191H260ZM2 193H3V192H2ZM91 193H92V192H91ZM94 193H95V192H94ZM120 193H121V192H120ZM190 193H191V192H190ZM200 193H201V192H200ZM207 193H208V192H207ZM213 193L215 194L216 192H213ZM222 193H223V192H222ZM88 194H89V192H88ZM92 194H93V193H92ZM201 194H203V193H201ZM209 194H211V193L209 192ZM209 194H208V195H209ZM256 194H257V193H256ZM258 194H259V193H258ZM58 195H59V194H58ZM156 195H158V194H156ZM206 195H207V194H206ZM211 195H212V194H211ZM250 195H251V194H250ZM254 195H255V194H254ZM159 196H160V195H159ZM214 196H215V195H214ZM222 196H223V195H222ZM263 196H264V194H263ZM263 196H262L261 198H263ZM201 197H203V196H201ZM206 197H207V196H206ZM251 197L253 198V196H251ZM255 197H256V195H255ZM61 198H62V197H61ZM61 198H60V199H61ZM66 198H67V197H66ZM84 198H87V197H84ZM197 198H198V197H197ZM213 198H214V197H213ZM261 198H260V199H261ZM175 199H176V198H175ZM175 199H174V200H175ZM198 199H199V198H198ZM80 200L84 201V199H82V198H81ZM80 200H79V201H80ZM176 200H177V199H176ZM208 200H211V198L209 197ZM212 200H213V199H212ZM169 201H171V200H169ZM169 201H168V202H169ZM177 201H178V200H177ZM213 201H214V200H213ZM213 201H212V202H213ZM215 201H216V200H215ZM254 201H256V200H254ZM257 201H258V200H257ZM260 201H261V200H260ZM76 202H78V201H76ZM76 202H75V203H76ZM85 202H86V201H85ZM85 202H84V203H85ZM175 202H176V201H175ZM180 202H182V201H180ZM205 202H207V201L205 200ZM44 203H45V202H44ZM68 203H69V202H68ZM75 203H74V204H75ZM84 203H83V204H84ZM87 203H88V202H87ZM106 203H107V202H106ZM173 203H174V202H173ZM208 203H209V202H208ZM210 203H211V202H210ZM258 203H259V202H258ZM42 204H43V203H42ZM42 204H41V205H42ZM47 204H48V203H47ZM65 204H66V203H65ZM176 204H177V203H176ZM178 204H179V206H180V203H178ZM178 204H177V205H178ZM214 204H216V203H214ZM214 204H213V205H214ZM27 205H28V204H27ZM34 205H35V204H34ZM37 205H39V204H37ZM51 205H54V204H51ZM66 205H67V204H66ZM98 205H99V204H98ZM98 205H97V206H98ZM100 205H101V204H100ZM117 205H118V204H117ZM44 206H47V205H44ZM49 206H50V205H49ZM55 206H56V205H55ZM55 206H54V208H55ZM61 206H62V205H60L59 207H61ZM69 206H70V204H69ZM83 206H84V205H83ZM83 206H82V203H81L80 207H83ZM89 206H90V205H89ZM91 206H92V205H91ZM93 206H96V205H93ZM109 206H110V205H109ZM111 206H112V205H111ZM172 206H173V204H171V208H172ZM29 207L32 208V206H29ZM67 207H68V206H67ZM76 207H79V206H76ZM86 207H87V205H86ZM100 207H101V206H100ZM103 207H104V205H103ZM103 207H102V208H103ZM124 207H125V206H124ZM174 207H175V205H174ZM176 207H177V206H176ZM31 208H27V209H23V210H19V211L15 210V212H18L17 214L21 213L20 215H22V216H21V219H22L23 223H24V224H27L28 226H29V221H27L26 219L29 217V214H30V212H31ZM34 208H35V207H34ZM37 208H38V207H37ZM40 208H41V207H40ZM117 208H118V207H117ZM117 208H116V209H117ZM56 209H57V208H56ZM61 209H62V208H61ZM63 209H64V208H63ZM70 209H71V207H70ZM73 209H74V208H73V206H72V210H73ZM85 209H87V208H85ZM108 209H109V208H108ZM108 209H107V210H108ZM110 209H111V207H110ZM110 209H109V210H110ZM113 209L115 210V208H113ZM135 209H136V208H135ZM173 209H174V208H173ZM176 209H177V208H176ZM188 209H189V208H188ZM34 210H35V209H34ZM41 210H42V209H41ZM49 210H50V209H49ZM59 210H60V209H59ZM66 210H67V209H66ZM87 210H88V209H87ZM104 210H105V209H104ZM117 210H118V209H117ZM120 210H121V209H120ZM120 210H118V212H119ZM127 210H128V209H127ZM130 210H131V209H130ZM186 210H187V208H186ZM61 211H62V210H60V212H61ZM64 211H65V210H64ZM64 211H63V212H64ZM75 211H76V210H75ZM131 211H132V210H131ZM133 211L135 212V210H133ZM142 211H143V210H142ZM142 211H141V212H142ZM159 211H160V210H158V212H159ZM161 211H162V210H161ZM52 212H53V211H52ZM55 212H56V211H55ZM67 212H68V210H67ZM67 212H66V213H67ZM105 212H107V211L105 210ZM111 212H112V211H111ZM122 212H124L123 209H122ZM126 212H128V211H126ZM126 212H125V213H126ZM158 212H156V213H158ZM164 212H165V210H164ZM171 212H172V211H171ZM188 212H189V211H188ZM73 213H74V210H73ZM73 213H72V214H73ZM98 213H99V212H98ZM125 213H124V214H125ZM149 213H150V212H149ZM160 213H161V212H160ZM162 213H163V212H162ZM165 213H166V212H165ZM186 213H187V212H186ZM190 213H191V212H190ZM190 213H189V214H190ZM17 214H16V215H17ZM32 214H33V213H32ZM55 214H56V213H55ZM83 214H84V212H83ZM87 214H88V213H86V215H87ZM100 214H101V213H100ZM112 214H113V213H112ZM121 214H122V213H121ZM126 214H127V213H126ZM134 214H135V213H134ZM144 214H145V213H144ZM152 214H153V213H152ZM158 214H159V213H158ZM187 214H188V213H187ZM51 215H52V214H51ZM75 215H76V214H75ZM77 215H79V214H77ZM89 215H91V214H89ZM93 215H94V214H93ZM108 215H109V213H108ZM113 215H114V214H113ZM116 215H117V214H116ZM129 215H130V214H129ZM145 215H146V214H145ZM155 215H156V214H155ZM191 215H192V214H191ZM33 216H34V214H33ZM66 216H67V215H66ZM81 216H82V215H81ZM84 216H85V214H84ZM84 216H83V217H84ZM96 216H97V215H96ZM118 216H119V215H118ZM118 216H117V217H118ZM124 216H126V215H124ZM133 216H135V215H133ZM143 216H144V215H143ZM149 216H150V215H149ZM160 216H161V215H160ZM18 217H19V215H18ZM31 217H32V216H31ZM46 217H47V216H46ZM105 217H106V216H105ZM110 217H112V216H110ZM113 217H114V216H113ZM129 217H130V216H129ZM131 217H132V216H131ZM153 217H154V216H153ZM157 217H158V215H157ZM61 218H62V217H61ZM72 218H73V217H72ZM75 218H76V217H75ZM95 218H96V217H95ZM108 218H109V217H108ZM119 218H120V217H119ZM188 218H189V217H188ZM191 218H192V217H191ZM18 219H19V218H18ZM42 219H43V218H42ZM59 219H60V218H59ZM62 219H63V218H62ZM67 219H68V217H67ZM96 219H97V218H96ZM106 219H107V217H106ZM134 219H135V218H134ZM168 219H170V218H168ZM171 219H173V218H171ZM189 219H190V218H189ZM0 220H1V219H0ZM48 220H49V219H48ZM51 220H52V216H51V218H50V221H51ZM60 220H61V219H60ZM91 220H92V218H91ZM142 220H143V219H142ZM19 221H21V220H19ZM22 221H21V222H22ZM30 221H31V219H30ZM35 221H36V220H35ZM44 221H45V220H44ZM61 221H62V220H61ZM130 221H131V220H130ZM132 221H133V219H132ZM134 221H135V220H134ZM40 222H41V221H40ZM45 222H46V221H45ZM62 222H63V221H62ZM62 222H61V223H62ZM67 222H68V221H67ZM144 222H145V221H144ZM32 223H33V221H32ZM55 223H56V222H55ZM71 223H72V222H71ZM94 223H95V222H94ZM142 223H143V222H142ZM149 223H150V222H149ZM21 224H22V223H21ZM24 224H23V225H24ZM39 224H40V223H39ZM44 224H45V223H44ZM47 224H48V222H47ZM52 224H53V223H52ZM58 224H59V223H58ZM88 224H89V223H88ZM90 224H92V223L90 222ZM137 224H138V223H137ZM152 224H153V223H152ZM193 224H194V223H193ZM23 225H22V226H23ZM37 225H38V223H37ZM40 225L42 226L43 224H40ZM73 225H75V224H73ZM76 225H77V224H76ZM76 225H75V226H76ZM95 225H96V224H95ZM97 225H98V224H97ZM99 225H100V224H99ZM154 225H157V224H154ZM166 225H167V224H166ZM173 225H174V224H173ZM30 226H31V225H30ZM34 226H35V225H34ZM34 226H33V227H34ZM49 226H50V225H49ZM54 226H55V225H54ZM63 226H64V225H63ZM63 226H62V227H63ZM101 226H104V225H101ZM101 226H100V227H101ZM15 227H18V226H15ZM44 227H45V226H44ZM57 227H59V226H57ZM83 227H84V226H83ZM98 227H99V226H98ZM100 227H99V228H100ZM134 227H135V226H134ZM136 227H137V226H136ZM153 227H155V226H153ZM18 228H19V227H18ZM31 228H32V227H31ZM40 228H41V227H40ZM71 228H72V226H71ZM86 228H88V227H86ZM89 228H90V227H89ZM102 228H103V227H102ZM106 228H107V227H106ZM157 228H158V226H157ZM159 228H161V227H159ZM178 228H179V227H178ZM203 228H204V227H203ZM24 229H25V228H24ZM24 229H23V230H24ZM27 229H28V228H27ZM68 229H69V228H68ZM74 229H75V228H74ZM108 229H109V228H108ZM125 229H126V228H125ZM155 229H156V227H155ZM161 229H162V228H161ZM161 229H159V230H161ZM33 230H35V229L33 228ZM61 230H62V229H61ZM63 230H64V229H63ZM79 230H80V229H79ZM79 230H78V231H79ZM87 230H88V229H87ZM97 230H98V229H97ZM109 230H110V229H109ZM202 230H203V229H202ZM20 231H21V230H20ZM71 231H72V229H71ZM82 231H83V230H82ZM99 231H100V230H99ZM132 231H133V230H132ZM209 231H210V230H209ZM6 232H7V231H6ZM15 232H16V231H15ZM35 232H36V231H35ZM37 232H38V231H37ZM40 232H41V231H40ZM53 232H54V231H53ZM69 232H70V231H69ZM109 232H110V231H109ZM119 232H120V231H119ZM127 232H128V231H127ZM130 232H131V231H130ZM197 232H198V231H197ZM199 232H200V231H199ZM18 233L20 234L19 236H16L18 239L21 238V237H24V234L22 235L21 232H18ZM18 233H17V234H18ZM23 233H25V232H23ZM43 233H44V232H43ZM47 233H48V232H47ZM51 233H52V232H51ZM51 233H49V234H51ZM56 233H57V232H56ZM59 233L61 234V232H59ZM85 233H86V231H85ZM104 233H105V231H104ZM110 233H111V232H110ZM116 233H117V232H116ZM131 233H132V232H131ZM202 233H203V232H202ZM5 234H6V233H5ZM10 234H11V232H10ZM64 234H65V233H64ZM71 234H72V232H71ZM73 234H75V235H79V234H81V233H80V232H77V233H73ZM82 234H83V232H82ZM114 234H115V233H114ZM226 234H227V233H226ZM7 235H8V234H6V236H7ZM42 235H43V234H42ZM65 235H66V234H65ZM67 235H68V234H67ZM95 235H96V234H95ZM101 235H102V234H101ZM108 235H109V234H108ZM158 235H159V234H158ZM192 235H193V234H192ZM44 236H45V235H44ZM46 236H47V235H46ZM57 236H58V235H57ZM62 236H63V235H62ZM70 236H71V235H70ZM97 236H98V235H97ZM97 236H96V237H97ZM103 236L106 237V235H103ZM112 236H113V234H112ZM125 236H127V235H125ZM129 236H131V235H129ZM132 236H133V235H132ZM185 236H186V235H185ZM187 236H188V235H187ZM224 236H225V235H224ZM232 236H233V235H232ZM105 237L102 238V236H101V238H100V236H99L98 239H100V241H105V240H104ZM138 237H139V236H138ZM154 237H155V236H154ZM154 237H153V238H154ZM167 237H168V236H167ZM182 237H183V236H182ZM193 237H194V235H193ZM228 237H229V236H228ZM77 238H78V236H77ZM94 238H95V237H94ZM134 238H135V236H134ZM147 238H148V237H147ZM157 238H158V237H157ZM164 238H166V237H164ZM168 238H169V237H168ZM170 238H171V237H170ZM173 238H175V237H173ZM190 238H191V237H190ZM190 238H189V239H190ZM229 238H231V237H229ZM1 239H2V237H1ZM54 239H55V237H54ZM75 239H76V238H75ZM95 239H96V238H95ZM98 239L95 240V242L98 241ZM105 239H106V238H105ZM117 239H118V238H117ZM119 239H120V238H119ZM177 239H178V238H177ZM187 239H188V238H187ZM191 239H192V238H191ZM243 239H244V238H243ZM78 240H79V238H78ZM92 240H93V239H92ZM92 240H91V241H92ZM111 240H112V239H111ZM132 240H133V239H132ZM132 240H130V241H129V240H125L124 242L122 241V245H121V247H122V246H125V247H122V248H123L124 250H126V249H128V248H130V247H135L133 244H136V245H141V244H142L141 242H140V243H138V242L135 243V242L132 241ZM138 240H139V239H138ZM140 240H141V239H140ZM140 240H139V241H140ZM145 240H146V239H145ZM148 240H150V239H148ZM169 240H171V239H169ZM233 240H234V239H233ZM55 241H57V240H55ZM91 241H90V242H91ZM106 241H107V240H106ZM174 241H176V240H174ZM247 241H248V240H247ZM58 242H60V241H58ZM77 242H78V241H77ZM77 242H76V243H77ZM109 242H111V241H109ZM120 242H121V241H120ZM143 242H145V241L143 240ZM150 242H151V241H150ZM153 242H154V241H153ZM164 242H165V241H164ZM186 242H187V240H186ZM189 242H190V241H189ZM93 243H94V242H93ZM96 243H97V242H96ZM177 243H178V242H177ZM177 243H176V244H177ZM50 244H51V243H50ZM72 244H74V243H72ZM72 244H70V245H72ZM164 244H166V243H164ZM167 244H168V243H167ZM167 244H166V245H167ZM226 244H227V243H226ZM244 244H245V242H244ZM10 245H11V244H10ZM10 245H9V246H10ZM21 245H22V243H21ZM74 245H75V244H74ZM94 245H95V244H94ZM148 245H149V244H148ZM161 245H162V244H161ZM174 245H175V244H174ZM227 245H228V244H227ZM12 246H13V245H12ZM18 246H19V244H18ZM25 246H26V245H24L23 247H25ZM28 246H29V245H28ZM72 246H73V245H72ZM158 246H159V244H158ZM158 246H156V247L158 248ZM163 246H164V245H163ZM240 246H241V245H240ZM19 247H20V246H19ZM19 247H18V248H19ZM92 247H93V246H92ZM166 247H167V246H166ZM227 247H228V246H227ZM227 247H226V249H227ZM9 248H10V247H9ZM67 248H68V247H67ZM86 248H87V247H86ZM149 248H150V247H149ZM154 248H155V247H154ZM20 249H21V247H20ZM20 249H19V252H21ZM30 249H31V248H30ZM83 249H85V248H83ZM134 249H135V248H134ZM159 249H160V248H159ZM228 249H229V248H228ZM241 249H242V248H241ZM17 250H18V249H17ZM34 250H35V249H34ZM60 250H61V249H60ZM85 250H89V248H88V249H85ZM157 250H158V249H157ZM237 250H238V249H237ZM40 251H41V250H40ZM95 251H96V250H95ZM149 251H150V250H149ZM152 251H153V250H152ZM0 252H1V251H0ZM33 252H35V251H33ZM41 252H42V251H41ZM41 252H40V253H41ZM43 252H44V251H43ZM153 252H154V251H153ZM233 252H234V251H233ZM23 253H24V252H23ZM25 253H26V252H25ZM25 253H24V254H25ZM37 253H38V251H37ZM85 253H89V251H88V252H85ZM110 253H111V251H110ZM32 254H33V253H32ZM35 254H36V253H35ZM42 254H44V253H42ZM152 254H153V253H152ZM31 256H33V255H31ZM86 256H87V255H86ZM115 256H116V255H115ZM122 256H123V255H122ZM143 256H145V255H143ZM155 256H156V255H155ZM157 256H158V255H157ZM177 256H178V255H177ZM236 256H237V255H236ZM53 257H54V256H53ZM79 257H81V256L79 255ZM237 257H238V256H237ZM27 258H28V257H27ZM51 258H52V257H51ZM82 258H83V257H82ZM241 258H242V257H241ZM241 258H240V259H241ZM29 259H30V257H29ZM31 259H32V258H31ZM79 259H80V258H79ZM139 259L141 260V257H140ZM139 259H138V260L133 259L132 261H127V262L124 263V264H127V263H128V264H137V263H140V260H139ZM143 259H144V258H143ZM143 259H142V260H143ZM220 259H221V258H220ZM242 259H243V258H242ZM7 260H8V259H7ZM36 260H37V259H36ZM106 260H107V259H106ZM129 260H130V258H129ZM238 260H239V259H238ZM4 261H5V260H4ZM28 261H29V260H28ZM120 261H121V260H120ZM220 261H221V260H220ZM224 261L226 262V260H224ZM231 261H232V260H231ZM242 261H243V260H242ZM247 261H248V260H247ZM58 262H59V261H58ZM60 262H61V261H60ZM109 262H110V263H113V262H111V261H109ZM154 262H155V261H154ZM154 262H153V263H154ZM217 262H218V261H217ZM225 262H224V263H225ZM249 262H250V261H249ZM73 263H74V262H73ZM84 263H85V262H84ZM104 263H105V262H104ZM104 263H102V264H104ZM107 263H108V262H107ZM110 263H108V264H110ZM115 263H116V261H115ZM115 263H114V264H115ZM120 263H121V262H119V264H120ZM147 263H148V262H147ZM150 263H151V261H150ZM160 263H161V262H160ZM160 263H159V264H160ZM230 263H231V262H230ZM1 264H2V263H1ZM6 264H7V262H6ZM71 264H72V263H71ZM75 264H77V263H75ZM81 264H82V263H81ZM116 264H118V262H117ZM121 264H122V263H121ZM142 264H146V262H144V263H142ZM157 264H158V263H157ZM166 264H167V263H166ZM169 264H170V263H169ZM178 264H179V263H178ZM214 264H215V263H214Z\"/></svg>",
  "mask_w": 264,
  "mask_h": 264
}]
</instances>
